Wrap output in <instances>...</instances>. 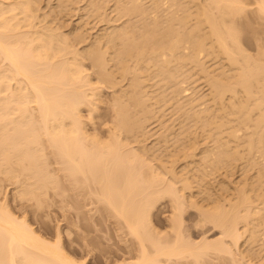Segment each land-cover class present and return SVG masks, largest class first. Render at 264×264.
Masks as SVG:
<instances>
[{
  "label": "bare ground",
  "instance_id": "bare-ground-1",
  "mask_svg": "<svg viewBox=\"0 0 264 264\" xmlns=\"http://www.w3.org/2000/svg\"><path fill=\"white\" fill-rule=\"evenodd\" d=\"M24 1L25 0H22V2H21V0H20V2H19V0H17V1H15V0L14 1L13 0H0V172L1 173L6 172L5 175H9L10 173H7V172H9V171L11 172L13 170V173H14L15 171L18 170V168L16 166H19L20 170L18 172L20 173V171H21V173L24 172V174H25L23 176L22 175L23 173L22 174L20 173V175L23 177V179L26 176L24 181L21 180L22 177L19 178L20 181H22L21 183L25 182V185L24 184H22V185H24L25 188H26L25 189L24 186L23 187L21 186V189L22 188L23 189L19 190V192L20 191L21 192L20 193L18 192V194H16L19 197V198L16 197L17 199H19V201H18L19 207L15 208V207H11L10 206L11 207L10 208V207L7 206V204H5V203L1 204L0 203V264H89L91 262V259L96 256V255L93 254V251H92L94 249L88 247L89 241L87 240V241L83 242V239L85 237L84 238L82 237L83 238L82 239L83 243L80 242V245H81L80 247L79 246L77 247L75 244L73 245L74 247H72V246L70 247V245L67 246V244L65 243V240L62 239V235H61V231L60 230H58L56 232V238L52 239V235L53 234L50 233L47 230L48 228L47 229L46 228L41 229V228L38 227V229H36L35 227H32L31 224H29V222L27 220L28 218H26L27 214H23L22 217H20L21 215L19 214L20 215L19 216L16 213V212H19V211L21 212L22 209H24V211L27 210L28 207L25 209L26 206L21 201V200H23L25 195L27 196L28 193H30V194L33 193V195H31V196L35 195V196H37L38 199H40V197H38V196L42 195V193L44 194V192L47 189L45 186H48V183L44 182L46 180V178H44V177H47L45 175L47 171L44 172L45 171L44 169H45L46 166L43 167V163H41L42 162L41 161V159H42V157H41L42 153L41 152H43L42 150H44V149H42V147L45 146V149H46L47 148L46 147L47 143L53 149L52 150L51 147H50V149H51L50 151H53L55 153V154L54 153L53 154L57 155L55 158H58V160L62 164H60L59 161H58V163L61 166L63 165L62 167L64 168V171L67 172V174L72 178V181L74 183L78 182L81 179H83L84 183L88 182L87 180L88 179L90 180V177L95 182L98 183L99 186L96 185V189L98 190L97 187H99V190L97 191L94 188L96 190V191H94L95 195L96 196H97V194L99 195L98 196V200L102 199L101 200L102 202L104 200V204L105 205H106V202H107L108 205H106V206H109V209L112 208L114 210V211L110 210V212H112L113 214L116 213L119 216V218L121 216L120 219L121 220L124 219L126 224L124 222L123 223L126 225V227H128V230L133 234V236L135 235V240L137 238L136 242H138V244H139V246H138L139 249L137 250V248H136V251H139L138 252L139 255L138 254L136 255V253H135V256L137 258H135L133 260L130 259L129 261H127L128 258L125 257L126 260L124 258V262L121 261V262H119V264H182L183 263L182 260H184V258H185L184 261H185V264H186V263H189V261H186V259H188L189 256H193L194 257V258H189L190 262L193 259H197L198 260L197 263L194 262V264L195 263L198 264L200 256L202 257V255L203 256H204V254L206 255V253H208L209 250H210L209 251L210 253H212V251H213V254L215 255L214 258H217V257L219 258V256L222 253H224V252L225 253H224L223 257L225 258L227 256L225 254L228 253V255L229 254L233 255L234 251L237 252L236 249H240L241 250L240 246L242 244L239 245V246L237 244L240 241L242 243V240H240V238H242V236H244L246 229L248 231L250 229V231H251V230L255 229V226H257V229H259L260 228L259 226L264 224V196H263L264 195V192H263L264 191V184L262 183V182H264V166L262 167L263 164L260 163V165L262 164L260 166L259 162H256L257 163L256 164L255 161L254 162L252 161L254 164L251 163V166L252 165H255V166L259 165L260 168H261V169L258 168L259 166L256 167V168H258L260 170L257 169L258 172L256 170V172H257L256 174L258 175V178L255 175L257 179H255V178L254 179H255V182H258L256 184H259V186H260V183H261V184H263V187L260 188L262 185L259 187L257 185L255 186V184L253 185V183L251 185L252 189H253L254 186L257 188V190H255L256 188L254 189L255 193L253 191V195L255 194V196H257L258 198L255 197V196L252 197V195H251L252 194L251 193L252 190H250V192H249V189H251V188H249V186H248L249 189H247V188L242 189L241 188V187H243V185H244V187H246L247 185L251 184L252 181H250V179L247 176V178L249 179L250 182H249V184L247 183V185L245 186V182L246 181L244 180V178L248 174H244L245 177L242 179V180H244V183L240 182V183H243V185L242 184H239V185L237 184V186H236V187L241 186L240 187L241 189L238 188L239 189V191H238V189L236 188L237 190L234 191V192H237V191L239 192L238 193L239 195H237V193H234L235 196H236L235 199H236L237 202L235 201L236 203H234V202L231 201L233 204H231L229 206H228V204L225 203L227 205L226 207H230L231 206L229 209L223 207V206H225L224 204H223V206L221 208V205L217 204V202H220V199H219V201L215 202L214 200H216L217 196L215 197L213 194L212 195L215 197V199H213V201L215 203L212 201L213 196H211V192H210L211 189L209 190L210 196L209 195L205 196L203 194L204 197H207V196L209 198L212 197V198H210L212 202L207 200V203L208 202L212 203V205L216 204V205L212 206L215 209L212 208L213 210H211V208L208 207L210 204H206L205 203L206 206L208 205L207 207L210 210L209 213L211 212L212 214L213 213L214 214L213 215H210V214L209 215L208 214L205 215L204 214V215L206 216V218L209 217V219L211 221L213 220L212 222L215 223L214 224L215 226L217 225L218 228L220 227L219 229H220L222 234H221V238H219V241H217V239L213 240L214 242L212 240H210V241L207 240L206 241V238H205L204 242L201 241L202 243L200 242V244L197 242L199 244V246L198 245L196 246V244H197L196 242L193 244L192 242H188L187 240H184L182 238V234L180 233L181 232L180 231V227H181V221H182V219L180 220V217H182V216L181 215L178 216L177 214H175V212H176L175 210H176V208H178L179 205L175 206L174 205L175 203H173L175 201L174 198H177L176 200H179V199H181V196H183V195L182 194H178V192H176L179 188L176 186L178 189L177 188H176L177 190L175 189V184L176 183H174L173 180H172V182H169V183H171L170 185H168L169 183L166 184V181H165V184H164L165 187L161 186V185H163L162 181H164L165 179L164 180L160 179L161 178L160 176H163V175H162V172L160 173L161 170H159L157 168V167H159L157 165L161 162V161H159V159L160 160H162V159L161 158L158 159L156 157L158 159L157 160L154 157L155 160H157V162H158V164L156 165V168H155L154 165L156 163L153 166L150 165L151 163H149L148 166H147V165H145L147 160L145 162V159H143V157H142V155L140 153H138L139 157H138L137 154H134V150L136 151L135 153H137V151H139V149H137V150L133 149L132 150V149L126 147L127 150L133 151V154H129L128 151L126 153L125 151H123L121 149L122 148L121 146H124L123 144H125L124 143L125 137L124 136L123 137H119V136L122 135V134L126 136V134L122 133V132H128L131 129L130 131H132V132H128V134L129 133H130V135H131V133L133 134L134 126L137 124L136 125L137 128L142 127V122L146 121L147 116H148V115L146 116V114H149V112L151 113L154 110L153 108H152L153 110L150 109L151 107L148 106L149 110H151V111L148 112L147 111L148 108H147V106H145L146 102L143 105V101L142 100H144L145 98L147 100V95H149V94L145 93L146 96L143 98V96L145 94H143V95H141V94L143 92H146V91L143 90L140 87L141 83L137 82V84L140 85V86H136V89H135L134 88L135 85H132L135 90L134 89L133 90L130 89V88H132V86H131L129 88V90H127V94H126L127 96L125 95L127 97V99H126V97H125L126 100L123 99V101L125 100L127 102L128 98H129V95L131 94L130 96H132V94L134 92L136 95L135 96L133 95L132 98L129 99L130 101L133 99L134 102L133 101H131V102L128 101L129 103H127V104H130V103L133 102L134 104H136V106H135L136 108H138L139 105H141V106L143 105L142 107H143L144 111L141 108V112H148V113H145V114L141 113L139 111L140 108L138 109L139 112L137 111L138 113H134L137 110L134 107V104H132V107L130 106L131 104L129 105L130 108H131L130 109L128 107V105L125 102H122L121 100H120V102L116 100L117 102L115 101L116 103L115 104L113 103L114 106H115V110H116V111H114L115 112L114 113L115 119H113V120H115V122H114V126L112 125L113 127H111V130L109 129L110 130L109 132L110 133L112 132V134L109 133L112 137L111 138L109 137L107 139L108 140L107 142H104L103 139H101L103 141H101L100 139L98 140V136H96V135H94L95 136L94 137L90 133L87 134V132L84 130V127L82 125L83 120H82V117H81V107L84 104H87V103L92 101V99H91L92 92L91 93L88 92L89 90L92 91V89H93V88H91V86H89L90 80H88L87 77L83 75L82 69L78 66V64H76L75 61H74L75 62L74 63V62H72L70 60L71 57H69V55L64 56L65 54L62 52L63 50L61 49L62 45L64 44V41L62 40L63 43L61 41V37L62 36L59 35L60 36V41L62 43L61 48H60V44H61L60 41H59V47H57L58 46V45H56L57 41L55 40V36L58 35V34L53 32V35L56 34L55 36H53L51 34L52 30H51V32H49V30H48L49 33L46 32L47 30L44 32L43 30L46 28V26L44 28V25L42 27V31L41 32L37 28H35V29L33 28L35 26L38 27L40 25L37 26V24H35V26H34L33 25L34 23L32 24V22L34 20V19H32V17H36L34 14L32 15L31 14L32 12L30 11V10H32L31 7L33 8L32 3H30L29 0L28 1L26 0L28 2L27 3L25 1L27 3L26 4V3H24ZM93 1L94 0H92L91 3ZM154 1H155V3H153V5L155 7H159L160 4L158 6H156V4L159 1H161V3H163V0H159L158 2L156 0H154ZM178 1L179 2H183L184 1V3H185V0H183V1L182 0L181 1L178 0ZM188 1L189 2L188 3L186 2V5L187 4L191 5L190 4V3H192L191 1L194 2V0H191V1L188 0ZM199 1H200V3H199ZM205 1H207L206 3H208V0H205ZM209 1L213 2V4H214V2H216V4H214V5H218V6H216L217 9H215L216 7L214 5L212 6V7H215L214 8L215 12L217 10V13H219L218 15L215 12H213L214 10H212L211 12H212V14L213 13H215V14L211 15V13H209V11H208V8H207L206 4H205L206 7H203V5H204L203 1H202L203 5H201L202 4L201 0H198L196 2V4L199 3L201 6H197L196 4L194 5V8H196V6L199 7L198 9L202 8V10L197 12L198 17L195 16V14H196L195 12H189L190 14L188 13V10L190 11L189 8H186L188 5L185 7V4H180L179 3V5H182V6L185 7L184 8V7L180 6V7H182V9L184 8L183 11L185 10V12H186V10H187V13L179 15V16H183L182 19L184 20V22H183V20L179 19L180 21H182L181 24L183 25V28L186 27L187 25H189V26L191 24L194 25L195 24V20L197 21L194 26L192 25V26H190V28H186V29H188L187 31H186V29H184L186 31L187 35H186V33H185V31L183 29H181L182 31L181 30H178V31L176 30V29H180L181 28L180 26H178V23H180V22H177V24H176L179 28L175 29L176 25H174V24L178 20V19H175V18H177V17L179 18L178 15H176V17H174L173 20H172V18H173L172 16H175L174 13L166 15V17L168 15L171 17V18L168 17L169 20L167 19L168 22L169 21L171 22V23L169 22L171 25L170 24L166 25V22H163L164 19L161 21L162 17L160 18L157 15L155 16L157 18V22L156 23H158L160 21L159 25L161 23V26H163L164 28H165V26H166V28L169 27L168 28L169 30L166 29V28H165L166 30H163L164 28L162 27L163 29H161V30H162V32L165 31L164 34L161 32V30H158L157 32H161L159 35H161L163 37H164V35H166L169 38V37H171V35L169 33H171V32L173 33L172 34V36L174 35L172 37L173 39L172 38L168 39L169 41L171 39L173 40L172 44H171V42L168 43L171 46H169V45L166 46V41H168L167 39H165L166 36L164 37V40H163V37L161 38V36H160V38L162 39V40H160L157 37V35H156L157 32H154L155 35L153 34V30L156 31L155 28H157L159 26V25L157 26L156 23L154 22V21H156V19L154 21H152V22L155 23V25L157 27L154 24H153V26L150 23L147 24V19L148 18L146 19V17H144L143 13H142L143 16L141 14H139V15H141V21L139 20V22H142V18H143V20L145 19L144 20L145 24L149 28L151 26L154 27V28H152V27H151V29H149L148 27L146 28V26L143 24L144 25L143 27H145L144 30L147 29L144 32V34L145 33H147V34L146 35L143 34L142 36H140V34L142 32L141 29H143L142 24H140L141 25L140 28H138L139 25L136 26L138 28V29L136 28L137 30H135L136 33H135V31H132L135 34H133V33L128 31V29H127L129 27V25H128V27L126 26L127 28H125V30L127 29L126 30L127 31L126 32V36L128 34V36L130 38H127V40L128 41L134 40L137 43L136 40H138L140 37L142 39V37L144 36L143 38H145L144 40H146V42L151 41V42H149L150 44L147 43V45L148 44L151 45L155 41L150 40L149 36L147 37V35L150 34V36H151L153 34L151 39L156 40L158 38L161 41V42L159 41L160 44H162L164 42L163 44L166 46V48L167 49L169 48V50L171 51L170 53L174 54V58H173V60H171L173 55L170 54L169 59H167V60H170V61H167L166 59H164L166 57L168 58V56H166L167 53H168V50L165 47H162L163 44L159 46V44H157L158 43V39H157L156 40L157 43H155L157 49L155 48L154 51L156 53H157V51H160L158 53L164 52L163 56H165V57L159 59L162 55L158 57L159 54L158 55L156 54L157 55L156 58H158L159 62H161V61L163 62L164 60L167 61V62H165V61L163 62L165 64V66L163 65V63L161 64V63L158 62L159 65H163L165 68L164 67L162 68V67L158 66V63H157V66L159 68L155 66L156 68H154V70L155 71L157 70L156 72L158 74L161 69H163V70L165 69V71H166V69H167V71H168V69H170V71H168L170 73H168L167 71H166V73L161 71L162 72L161 74H164V75L165 74H167V75L169 74L170 78L167 76V79L169 78L170 80L174 76L176 77L177 73H175L176 75L173 74V73L175 71L177 72L181 68L180 65L181 66L183 65V67L185 66L184 64H186V63H183V61L187 62L189 60H192V61L193 60L194 61L201 60V59H199L200 57L197 59V56H199L200 54L205 53V51H207L206 45L209 46V47L211 46L210 48H212L215 45L214 47L218 48V49L215 48V49H217V51L215 53H217L218 51H221L222 53L219 52V55L220 54H225L224 56L225 57L227 56L229 60L227 58H225L223 55H222V57H224L226 59V61H231L230 67L231 66L233 67L235 65H236L235 67H237L238 66L237 64H239V67H237L239 69L235 68L237 70V74H238L237 77L234 75L236 77V79H235L234 76H232V73L230 75V76L233 77V78H231V77L230 78L233 79V80L235 79V81H233V80L229 81L230 78H228V76H227V78L224 81V85H223L222 81H221L222 83L219 81V80H221V78H220L221 75L216 73L215 76H214V73H212L213 75H211V73H210L211 77L213 78L212 79L213 82H212L210 80L211 77L208 75L209 72L205 73L203 71L206 74V76H205V74L203 72H202V74L204 75V77H207V75H208V78H209L208 84H209V82H212L210 84H212L215 87V89H214L212 87V85H211V89H214L215 92H218V95L220 93L218 103H220L221 105L218 104L217 102L216 103H217V106H219V107L222 106V107H220V109L222 110V113H223V114L220 113V115L222 116L221 118L224 117L225 118V120L223 119L224 121H227V120L229 121L231 118L227 119V117H228L227 115L231 114V115H233V119H234V120H231L232 121L231 123H234V122L236 123L237 122V124H238V125L234 124V125L238 126V127L235 126L236 130H233V128H232L233 125L232 126L230 125L231 128H232L230 130V126L228 125L230 132L228 130H226V128H223L229 134H227L226 131L222 129L225 132V134L227 135V138L230 139V136H231V138L233 140L235 139L236 141L235 140L234 141H235V145L237 147H238V143H237L238 141H239V146H241V144L244 143L245 144V149L247 150V152H251L250 150H252L253 147H255V143H254L255 139H252V136H250L251 138L248 136L250 138V142H246V140H245L246 143L243 142V141H241L242 142L241 143L240 142L241 138L239 137L238 133H236V132L240 131V128H241L239 126V125H241L240 122H243L242 125H245L246 120L249 118L250 122H256L255 124L253 123V125H255L253 127L256 128L255 129L256 131L259 130V129H257L258 128L257 126H259V127L261 126L262 127V129H263V130H261L262 133L258 132V133H260V135L259 134H257V135L255 134V135H256V137L258 135H259L258 137H260V138L257 137L259 139V140L258 139L256 140L257 145H259V144L261 145L262 142H263L262 140H263V137H264V132H263L264 131V127L262 125H264V108H263L264 107V65L262 66L260 64V62L258 63V61L256 60V62L255 61H254V63L252 62L251 66H250V64L247 66L246 64H248V63L246 62L245 59L247 57H248L247 61H249L250 59L251 60H253V59H252V57L250 58L249 55L246 52L245 53L248 56L245 55L244 52L241 53V51H243V49L240 47V44L239 45L237 44V42H238L237 39L240 40V38H238L237 36L239 35V37H240V34H238L237 31L235 32V29H237V27L235 28L236 25H233L234 27L232 26L231 28H226V27H228V25L230 23L229 20L232 19L231 17H233V18L234 17L236 18L237 16L239 17L240 14L243 12V10H244L243 13L246 12L247 8H246V6H244L243 2L240 1V0H209ZM130 2H131V0H130ZM133 2H135V1L132 0L131 3L133 4ZM174 2H175V0H173V3ZM29 3L31 4V7H30ZM176 3L178 4V2H175V4ZM132 4H130V5H132ZM137 4H139V3L137 2ZM257 4L258 5L256 6V9H257L256 11L260 14V16L264 17V0H258ZM127 5L130 7L129 3ZM134 5H136V2L134 3ZM135 7H136L135 9H137V7H138L139 11L140 10L142 11V9H143V8L141 9L140 5H137ZM188 7H190V6H188ZM128 9L129 8L127 7V11H128ZM198 9H197V11H198ZM130 10H131V8H130ZM191 11H192V9H191ZM34 12H35V10H34ZM188 14L190 16L189 18H188ZM227 15H228V17H227ZM229 15H231L230 18H229ZM192 16H195L194 17L195 20L192 19L193 18ZM224 16H226V18H229V20L226 21L225 20L226 18H223ZM149 17L151 18V16H149ZM150 18L148 19V22H151ZM153 18L154 17H152V19ZM222 18H223L224 21L222 20ZM31 19H32V22H31ZM139 19H140V17H139ZM158 19H160V20H158ZM189 19H190V21H192L191 24L189 22ZM233 20H231L232 21L230 23L231 25L233 23ZM172 21H174L173 24H172ZM185 21H187V22H185ZM202 22L205 23V24H203V26L206 25L207 28L205 26H204V28L207 29V30H205L203 28ZM185 23L187 24L186 26L184 25ZM162 24H164V25H162ZM134 25H135V23H134ZM223 25L224 26L226 25V26L224 27ZM27 26L29 28L30 27L33 28L34 36L30 37L31 36V34H30L31 30H30V33H28L29 32L28 30H24V29H29ZM130 26H131V28L129 27V30H134L135 29V26H133V25H130ZM170 26H171V28H170ZM221 27L223 29L225 28L226 31L224 32ZM22 28H24V29L22 30ZM32 28H30V29H32ZM159 28H157V29H159ZM48 29H50V27ZM139 30L141 31L139 33L140 37L136 35ZM149 30H151L152 32L150 31V33H148ZM167 30L169 31V33H168ZM123 31H124V29H123ZM115 32L116 31H114V33ZM117 33H118V31H117ZM129 33L132 36L136 35L137 37L136 36H133V37L138 38V39L135 40V38H131L132 36H130ZM28 34H30V36ZM183 35H185L186 37L188 36V37L186 38ZM59 36H57V39H59ZM114 36H115V34H114ZM126 36H124V37H126ZM115 38H117V36H115ZM146 38H148V39H146ZM208 38L211 39V41H213L212 43H214V44H212L210 41H209V45L206 44V40ZM62 39H63V37H62ZM64 40L66 41L67 39H64ZM125 40H126V38H124V41L122 42L123 45H124V42H127ZM144 40H142L143 41L142 44L144 43L143 45H146ZM208 40H207V43H208ZM114 41H115V39L113 38L112 42L114 43ZM134 41H133L134 45L132 43L130 45H131V48L134 51H136V47L140 46V44L139 43L135 44ZM66 42H69V41L67 40ZM185 42L188 43V45H189L188 47L190 48L189 50H191V51L187 50L188 47L187 48L184 47L183 43H185ZM239 43H240V41H239ZM70 45L71 44H69V46L64 45L63 48H64V52L66 54L71 52V55H72V52H74L75 49L72 48L73 51H71L70 47H72V46H70ZM115 45H116V43H115ZM126 45L128 46V43ZM130 45L128 47H130ZM135 45H137V46L135 47ZM147 45H146V47L143 46V48L145 47L147 49V47H148ZM152 45H151V48H152ZM65 46L67 47V50H69V48H70V50L69 51H65V48H66ZM133 46H134V48H133ZM238 46H239V48H238ZM112 47H114V45H112ZM125 47L126 46H124V48ZM182 47H184V49H186L185 51H188V52H185ZM137 48H139V47H137ZM141 48L142 47L140 46V49ZM126 49H129V48H125V50L123 49L125 54H123L124 52L121 53V54L124 55L122 57L124 59H125V56L128 57V59H129V56L131 54H133L132 58H135V59H136L135 55L137 56V54H139L138 56H140V54L143 56V54H142L143 49H141V50L137 49L138 52H134L135 55H134V53H130L131 50L129 51V50H126ZM163 49H166L167 51H165V50L163 51ZM149 50H150V48H149ZM179 50L180 51L183 50L187 55H184L185 53L183 51L180 52V53H183V55L178 54ZM150 51L152 52V50H150ZM212 51H214V49H212L210 52H212ZM144 52H145V50H144ZM147 52L144 53V55L146 54V56L149 55V57L151 56L152 58H155L152 55L153 53L150 55ZM237 52H238V54H240V53H241V55L243 54V56L246 57V58L242 59V56L238 55ZM212 53L214 54V52H212ZM234 53L237 54V58L235 57ZM142 56H140V58ZM238 56H239V58H238ZM216 57H218V55ZM220 57H221V55H220ZM113 58L114 57H112V59ZM140 58H139V61L136 60L138 62V64L136 63L137 65L135 64L136 65V66L134 65L135 67L140 66V65L142 66V64L145 62V61L144 62L142 61L143 63H141L140 60H142L144 57L141 58V59ZM192 58H194V59H192ZM201 58H202V56H201ZM240 58L243 60V62L245 61L244 64H243V62H242V60ZM124 59H122V60H124ZM236 59L237 60L240 59L241 62H242L241 64L244 65V67L245 66L246 67L245 68L242 67V65L239 63L240 61L239 60L237 61ZM202 60H203V58H202ZM97 61H100L99 62L100 63L99 64L100 68H102L104 70L103 72L106 73L105 77L104 76L103 77L104 78H108V79L112 78L113 76L111 77L112 74H110L112 72H110V71H109L110 73L106 72V68L105 67H107L106 66L107 64L106 65L103 64L102 56H98ZM127 61L128 60H126V61L124 60L123 61V62H126V67L127 68L125 67V64L123 62H122V64L120 63L122 65L120 68L121 69L124 68L122 71L126 70L125 74H127L129 72L128 69L130 68V67L128 68V66H127ZM173 61L178 62V63H180L182 61V63L179 66H178V63H177V65L173 64L172 67H173V69L176 68V70L173 71V69H172V71H173V73H172L171 72V65H172V63H174ZM250 61H249V63H251ZM118 62H119V60H118ZM139 62H140V64H139ZM201 62L204 64L203 61H201ZM201 62H198L199 66L201 65ZM78 63H79V61H78ZM193 63H195V62H193ZM255 63H258L259 65L255 64ZM190 64H191V62H190ZM228 64H230V62H228ZM253 64H254V67H256V68L253 67ZM193 65H195V64H193ZM174 66H176V67H174ZM257 66H259V67H257ZM134 68L131 67L130 69L134 70ZM140 68L141 67H139L138 69L136 68L137 70H134L133 74L137 75V72L141 73ZM199 68H200V70L197 68V71H201V69L202 70H204V69L206 70L207 67L205 66V68H204V67L201 66ZM233 68H231V69L234 72L233 74H235L236 71H234L235 69H233ZM111 69H113V68H110V69L108 68V70H111ZM121 69H120V71H121ZM262 69H263V71H262ZM131 70H130V72H132ZM183 70L178 71V75H177L176 79L180 77L181 73L187 71L186 69H185V71H183ZM121 72H120V75L121 74L125 75V74H123L124 72L123 73H121ZM206 72H207V70H206ZM161 74H159V76H162ZM102 75H104V74H102ZM183 75H184V73L181 74V76H183ZM187 75L184 76L186 78V80H181L182 77L180 78V81H181L180 83L183 84V83H185V81L187 82V77H186ZM216 75H219L220 77H218ZM134 77H135V75H133V79H137L136 78L137 76L135 78ZM163 77H165V80H164L165 83H166V81H169V83L172 82L171 83L172 84L171 90H172L173 86H174V81H172V80L170 81L169 79L167 80L166 79V75L163 76ZM163 77H161V80L163 79ZM175 77H174L173 80H176ZM184 77L182 79H184ZM100 78H102V76ZM206 79L207 78H205V80ZM11 80L12 81L14 80L15 83H16V81H18L17 83L20 82L19 83L20 85L18 84V87L15 85L16 88H14V87L12 88L11 87ZM177 80L179 81V79H177ZM101 81L103 82L105 80L102 79ZM228 82L229 83L231 82V85ZM21 83H23L24 85L21 86ZM135 83L133 82L131 84H135ZM175 83H177V81ZM232 83H233V85L235 83V87L232 85ZM177 85L181 86L179 83L176 84V86ZM13 86H14V84H13ZM176 86H174V90L177 91V92L175 93L173 91V93L172 92L169 93V94H174L173 96H171L172 98L177 93L179 94L178 91L181 90L180 88L182 87L181 86L180 88H178V90H176ZM255 86L258 87V92L257 93H259V96H257V100L254 99L256 97V95L255 96L253 95L254 98L253 97L251 98V96H249L252 93L251 91H252V89H254ZM137 87H139V88H137ZM237 87L238 88L243 87V94H245L244 97L247 96L250 99H253V101H252V102H254V104L252 103L253 106L251 104V107L253 108V110L256 111V108H258V107L261 108L263 106L262 107L263 110L261 109L262 111L261 110L259 111L261 113H260V115H257L258 117L255 119V121L253 120L255 118L254 116L256 115L255 111L253 112L255 115L251 116L250 114L252 113L253 110L252 109H248L249 107H247V106L249 104L248 105L246 104V102H248V103L251 102V101H249L250 100L249 98L248 99H247V97H246V99L245 98H241L244 103L243 102L241 103L239 101L240 98L238 99V101H236L237 100L236 96L238 95V94L236 95V93L234 94V96H232V97H235L234 100L236 99L235 100L236 102H234V100H231L233 98L230 96V94H229L230 97L228 96V98H227V99L231 100V101L228 100L229 103L224 98V97H226V96H224L226 94V93L224 94L225 90H226L225 92H227V93L229 92L228 90H230L229 93H231V91L235 92L236 91L235 88H237ZM251 87H252V89H250ZM137 89H139V90L141 89L142 90V91H139L140 94L136 93V92H138ZM186 89L188 90V88H185L184 90H186ZM214 90L213 91L211 90V92H214ZM241 90H242V88L239 89L237 92H242ZM245 90L247 92H251V93H247ZM128 91H130V93ZM220 91H223V94H221ZM256 91H257V89H256ZM254 92H253V94H254ZM233 93H232V95H233ZM124 94H125V92H124ZM124 94L122 93V94H119V95H121V97L123 95V97H124ZM137 94H138V96H137ZM158 94L160 95V97L162 96L163 98L161 97L162 98L161 99V98H159L158 95L155 94L156 96H158V98L155 97V99H154V97H153L154 101H157L156 99H158V100L161 99V101L163 99L165 100V98H164L165 95L163 96L162 93H160V92ZM119 95H117V97H115V98L116 99H120L121 97H119ZM213 95L214 94H212L211 99L214 98ZM94 96H96V95H94ZM140 96H142V98H140ZM199 96L197 97V99L199 98ZM215 97H218V96H215ZM148 98H149V96H148ZM202 98H203V96H202ZM202 98L200 97V99H202ZM174 99H176V98L174 97ZM194 99L196 100L195 97H194ZM200 99H198V100L201 101ZM204 99L208 100V97L205 96ZM204 99H202V102H204ZM146 100H144V101H146ZM179 100H180V98H179ZM179 100L176 99L177 102ZM245 100H246V102H245ZM32 102L35 103L34 106H32L30 104ZM157 102L160 104L159 101H157ZM181 102H183V101H181ZM181 102H180V104H181ZM184 102H186V101H184ZM184 102L182 103V105H187V103L184 104ZM237 102H239V104ZM117 103L119 104L118 107H117ZM193 104H191V105H193ZM227 104H229L228 105L229 109L227 107ZM144 106L147 108L146 111H145ZM214 106H215L214 104L210 105V109L212 107L214 108ZM255 106H256V108H255ZM116 107H117V109H116ZM181 107L182 106H180L179 108L181 109ZM219 107H216V108L219 109ZM132 108H133V110H132ZM182 108H184V107H182ZM191 108H192L193 112H196L195 115H192L193 113L191 111ZM194 108L195 107H190L189 106L186 111L188 112V109H189L191 114H190V112L187 113V114L191 115V116H196V120H197V116L200 117L199 115H202L203 116L202 117L203 120H200L201 117L198 118V120H200L202 122L204 121L203 124H201V125H203V127L205 126L207 128L205 120H204V117L205 116L207 117V115H209V114H211V118L207 119L208 117L207 118L205 117L206 122L208 123L207 124L208 128H209V125L211 126L213 124V122L211 123V119H212V121H217V122L221 121L220 117H217V115L215 116V114L218 113L217 111H215L216 108H215V110L213 112V113L216 112L215 114H213L215 118L217 117L216 120H215V118H213V115H212V111L213 110L212 109L210 111L211 113H209L210 109L208 110L207 107H204L203 109L201 108L202 112H201V109H199L200 111H198L196 108H195V111H194ZM259 108H258V110H259ZM31 109L32 110L35 109L36 110V114H34ZM92 110H93V107H92ZM258 110H257L256 113L259 114ZM249 111H251L250 114H248ZM139 113H141V114H139ZM202 113H204L205 115H203ZM136 114H137V116L141 115V117L142 118L144 117V119L140 120L139 119L140 116L137 118ZM143 114H144V116H143ZM153 114H155V112ZM191 116H189L190 119H192ZM249 116L252 117L251 118L252 120L250 119ZM229 117H231V116H229ZM218 118H220V119H218ZM236 119H238V121ZM192 120H195V119H192ZM218 120H220V121H218ZM195 121H194L195 125L193 124V126H191V125L189 126V127H191L190 130H192V127H193L192 131H194V127L197 124L199 126V123H196ZM209 121H210V123H209ZM221 123H219V124H221ZM231 123H226L225 122L226 125L227 124H231ZM219 124H215L214 123L212 125V127L213 126L217 127V125L220 126ZM139 125H141V126H139ZM221 125H224V124L222 123ZM226 125H225V127H228ZM199 127H201V126H199ZM196 128H195V130H196ZM206 128L203 129L204 131L202 133H207V134H204L205 135L204 137L205 138L207 137L206 139H208L211 136V135H209V133L210 134L212 133V131L210 129L213 130V129H216V128H214V127L211 128L210 127L209 130L211 132H209V131L205 132ZM208 128H207V130H208ZM217 128L219 129L221 127H217ZM237 128H239V130ZM187 130H185V131H187ZM254 131H252V132H254ZM187 132L189 134H192V135H193V133L195 134V132L191 133V131L189 132V130ZM214 132L217 133L216 131H214ZM252 134L253 133H250V135H252ZM89 135H91V136H89ZM206 135H208V136H206ZM237 135H238V137L240 139L237 137ZM247 135L245 136V139H246ZM113 136H114V138H117V139H114ZM89 137H90V140H89ZM216 137H218V138L222 137L223 138V136H221V137L216 136ZM41 138H42V140H43V138H45V140L47 142L46 143L43 140L45 142V145L43 144V146H42V144L40 145L41 142L44 143L43 141H41ZM94 138L96 140H94ZM123 138H124V140H122ZM196 138H194V139L196 140ZM198 138H200V137H198ZM218 138H216L217 142L219 140ZM109 139H111V141H113L112 139H114V142L112 143ZM192 139H189V140H191L189 143L190 144H196L195 145L196 147L195 146L193 147V145H190L188 142L185 144L186 146L184 145V147H187V150H188L189 147L187 146V144H189L190 147H191L190 151H192L191 149H193L192 152H194L195 151L194 149L197 150V146H198L197 144H198V142L201 139L197 140L198 141V142L196 141L197 143L196 142L195 143H191L194 140V139L193 140ZM229 139L223 140V142L225 141L224 145L221 143L222 139L219 140V141H221L220 142L221 144L219 143L220 144L219 145L217 143V148L221 147L220 150L219 149L214 150L216 147H209V148H212V150H214L213 151L214 153L218 152L215 155L216 157L218 156V158L213 156V152H210L211 149H206L205 151H207V152L209 151L211 153V154L210 153L209 154L212 155V158L209 157L210 156L209 154H208L209 156L206 153H204V155L206 154L207 156L203 155L205 158L208 157V158H206V159H209V160H207V161H209L208 163H207V161H206V159L204 157L203 158L205 160L202 157H200V159H202V160H200V162L202 163L203 166L209 164V165H207L205 167L206 169H207V167L209 168V166H212V164L215 165V166H212L213 167L212 169H210L211 168L210 167L209 168L210 170L208 169V171H211V170L213 171L214 167H216L219 162H221V164L220 163L219 164H220V166L222 165V167H223V165L229 164L231 161L234 162L235 160L233 161L232 160L233 158L236 159V162H234L235 164H237V160H240V159H241L240 161L242 162V158H244V157H242V155H240V152L238 154L237 151H240V150H237V148H235V149H232V147L230 148V146H234V145H231L230 143H227L229 141ZM243 139H244V137L241 140H243ZM97 140H98V142L95 143ZM116 140H119V141L121 140V143H122V141H123V143L121 144V143H119V141H116ZM247 140H249V139H247ZM87 141H90L92 143L94 141L95 144L93 143L94 144L93 145L92 143L88 142V143H90L92 145V146H90L87 143ZM263 144H262L263 149L261 148L262 147L261 146L260 148L262 150L260 149L261 150L260 151L257 148V151L259 150V152H262L264 154V145ZM38 145H40L41 147H39ZM125 145H127V144H125ZM246 145H248V146H246ZM257 145H256V147H257ZM140 147L142 149H144L141 145H140ZM177 147L179 148V151H181L180 149H182L183 146L182 147L181 146L180 147L176 146V148ZM184 147H183L184 150H182V151H184L185 153L182 152V156L184 154L188 153L186 148H184ZM206 147H208V146H206ZM246 147L248 149H250V150H248ZM146 149H144L142 151H146ZM231 149L234 150V151H232ZM254 149H256V148H254ZM254 149H253V151H254ZM200 150H199V152H200ZM39 151H41V152H39ZM202 151H204V150L202 149ZM199 152H197V153L199 154ZM175 153L177 154V156L175 155ZM175 153H173L174 155L171 154V157L176 156V158H177L178 157V153H179V155H181L180 154L181 152H178V151L176 152L175 151ZM262 153H260V154H262ZM190 154H192V153H189V154H187V156H185V155L184 156L187 158V157H189ZM198 154H196V155H198ZM136 156L138 157V159L140 157H142V160L144 161V165L145 166L142 164L143 161H138L137 158H136V160H137L136 162L138 163V166L139 167H142V165L144 166V168L143 167L142 168L138 167L139 169H142V170H139L137 168V166L135 168V166L133 164L134 161H135V157ZM182 156H180V157H182ZM201 156H202V153H201ZM180 157H178V158H180ZM190 157L192 158L193 156H190ZM213 157L218 159V162H215L217 160H215ZM237 157H239L240 159H237ZM263 157H264V155H263ZM173 158H175V157H173ZM184 158L182 157V159H184ZM169 159H172V158H169ZM193 159L196 161V158L193 157ZM174 160L176 161L177 159H174ZM174 160L172 159V162ZM187 160L189 161V159H187ZM197 160H198L199 166H201L200 165L201 163L199 162V158ZM169 161H171V160H169ZM175 161L173 162V164L175 163ZM140 162H142V163H140ZM222 162H224V163L222 164ZM247 162H248V160H247ZM247 162H245V163H247ZM249 162H250V160H249ZM45 163H44V165H45ZM137 163H135V165ZM190 163L189 164L186 163L187 166H185L187 169L189 168L190 171H191V169L194 170V168H196L197 165H198V164H194V166L196 165L195 167H190L189 166ZM196 163H197V161H196ZM203 163H205V164H203ZM215 163H217V164H215ZM245 163H243V164L245 165ZM247 164H249L248 166H250V163H247ZM20 165L22 167H20ZM233 165L234 164H230L228 166L232 167ZM244 165H242V166H244ZM203 166H202L203 170H200L201 167H200V169L198 167V170H199L198 173H200V175L202 174V171L205 170ZM228 166L227 167L225 166V168L226 169L227 168L228 169L231 168V167H228ZM234 166H236V165H234ZM62 167H60V168H62ZM185 167H184V169H185ZM233 167L231 168V170L234 169ZM14 168H16L17 170L14 169ZM63 168L61 169L62 171H63ZM120 168L121 169L125 168V172L123 170H122V172H120V173H122L123 178L122 177L120 178L121 183L119 184L118 183L119 180H118L117 172H118V170ZM245 168H243V169H245ZM144 169H145V171L147 170L148 172L151 169V171H150L151 174H148V175H154V176H150L149 177L147 175V172L145 174L148 177L142 176V175H144V172H143ZM247 169L248 168L245 169V173H246ZM152 170H153V173H152ZM170 170L173 171L174 169H170ZM175 170H176V168H175ZM175 170H174L173 174L174 173L177 174L178 169L176 170L177 172H175ZM198 170H196V171H198ZM218 170H220V169L218 168ZM196 171L194 170L195 173H197ZM206 171L203 172L204 173L203 175L206 174L205 173ZM228 171H230V169ZM18 172L17 173L15 172L17 175L15 173H14L15 175L13 174L15 177L17 176L14 179H18V177L20 176ZM187 172H189V171H186V173ZM216 172H217V169H216ZM216 172L215 173L213 172V173L216 174ZM186 173H183V175L181 174L184 177H180V179L181 178H183V179H181V180L178 179L179 181H182V182H184V180H185L186 183L184 182L185 183L183 185L184 187L185 186H191L192 185L191 183H193V181L190 180V176H189V178L186 177ZM198 173L195 176L198 177ZM194 174H193V172H191V175H193V177H191V178L195 177ZM210 174H209V172H207L206 176L208 177V175H210ZM203 175H202V177H203ZM88 176H90V177L88 178ZM173 176H176V175H173ZM215 176L217 177V175H215ZM10 177H11V174H10ZM216 177H214V178H216ZM48 178H50V177H48ZM48 178H47V180H48ZM205 178L203 177L202 180H206ZM29 179H31V180H29ZM196 179L197 178L195 177V180ZM200 179L198 178L197 180L199 182H201L200 183L201 185L203 183H204V186L206 185V183L209 185V183H208L209 181L208 180H207V182L206 181L203 182L202 180L200 181ZM248 179H247V182H248ZM262 179H263V181H260ZM178 180L176 182H178ZM222 180H224V179H222ZM189 181H191L190 184H189ZM90 182H92V181H90ZM160 182H161V184H159ZM218 182L221 183L223 181H221V182L218 181ZM81 183L83 185L82 180H81ZM225 184H226L225 181H224V184L221 183L223 188L225 186H227L226 188L231 190L230 194L232 195L233 190L235 189V187L233 185H232L233 186L232 187L228 183L232 187V189H231V188L228 187V184L227 185H225ZM81 186H80V189H82ZM160 186L163 187L164 189L161 188ZM204 186H203V189L205 187H208L207 185L205 187ZM44 187L46 189H44ZM166 187L168 189H166ZM185 188H187V187H185ZM223 188H222V190L224 192V190H226V188H224V189ZM43 189L45 191H43ZM164 190H166V191L164 192ZM178 191H180V190H178ZM205 191H208V188H207V190L205 188ZM226 191L224 193H226ZM163 192L164 193L167 192V194L169 196H171L170 193H172V195H175V197L172 198L173 199V201H172L173 205L172 206L173 207L175 206L174 207L175 210L173 209L175 212L173 214H174V216H176L178 218L175 217L176 218L175 219L173 217V215L171 216V218H172L171 227L173 226L174 230H176L175 239L173 238L174 240H172V241H166L167 239H165V238H163L165 240H162L161 237H160L161 236L160 232H159V235H156L157 233H154L155 230L153 231L154 227H153V224H152L153 222L151 221L152 218H151V213L150 212L152 211V208L150 209V207H154V206H152V204H154V202L160 196L161 197L162 196H164V197L167 196V195L165 196L164 194L162 195ZM199 192H200V190H199ZM199 192H196V193L198 194ZM204 193H206V192H204ZM228 193H229V191H228ZM249 193H251V194H249ZM192 194H193V192H192ZM206 194H209V193H206ZM234 194H233V196H234ZM16 195H14V197ZM231 195L230 196L228 195V196L231 197ZM237 196L239 197L238 200H237ZM28 197L30 199V195ZM41 198H42V196H41ZM99 198H101V199H99ZM218 198H217V200H218ZM190 200H192L193 203H194V201L196 199L193 200L191 198ZM202 200L204 201L205 199L203 198ZM254 200L255 201H257V200L259 201V204H258L259 206L256 205V207H254L255 206V201ZM152 201H154V202H152ZM181 201L185 202V200H183V198H182V200L177 201V203H180ZM192 201H190V202H192ZM199 201L201 202V205H203L202 207H204L205 205L202 204L203 202L201 200H199ZM199 201L196 200L195 202L197 203ZM258 201H257V203H258ZM190 202H189V204H190ZM200 202H199V204H200ZM205 202H206V200H205ZM231 202L229 201V203H231ZM253 202H254V204H253ZM260 203H261V206H260ZM182 204H184V203H182ZM195 204H193V206L198 207V205H197L198 203L196 204L197 206ZM180 206H179V208H180ZM215 206H217L218 209ZM199 209H200V211H203L204 209H206V207H204L202 209L199 208ZM208 209H206L204 211L206 213H208L207 212ZM216 209L218 211H216ZM200 214L202 215L201 212H200ZM203 216H202V218H203ZM251 217L253 219H251V222H250V218ZM209 219H208V221H210ZM240 222H243V226H241L242 224L239 225ZM149 225H151L153 228L150 227ZM148 227H150L151 230ZM77 228L80 229V227H77ZM77 228H74L75 230L73 228H69L68 232L69 231L71 232L73 230L75 234L76 233L79 234L81 232V230H79ZM254 232L258 233L259 231H254ZM252 233L253 232L251 231L249 234H251V238H253L252 239L253 241L252 240L251 241L254 242L259 237V236L257 237V235H259V234L253 235L254 233L253 234ZM83 234H84V231L81 232V235L79 234L78 236H82ZM180 234H181V236H179ZM222 235L226 236L225 238L229 239L232 242V246L230 244V241H229L230 246L228 244V241H227V244H226V241L225 242L222 241V238L225 239L224 237H222ZM245 236H244V238H245ZM163 237H165V236H163ZM248 237H250V236H248ZM244 238H242L243 241L247 242L249 240V239L248 240L247 239L244 240ZM254 238H256V239L254 240ZM168 240H170V239H168ZM67 242H68V240H67ZM246 242H244L243 244H245ZM147 243H149L150 245H148ZM191 243L194 246H192ZM187 244H190V245H187ZM234 245H235V248H236V246H237V248L233 251V249L231 247H233ZM149 246H151L152 248L154 247V248L151 249V247H149ZM245 247H246V245H245ZM243 248H244V245H243L242 249ZM259 248H263V247L260 246ZM259 248H258V251L255 249L257 252H259V254L257 253L256 256L257 255L260 256L262 254V252H260L261 250L259 251ZM246 249H248V248H246ZM214 250H215V252H214ZM216 250L218 252H220L219 256L216 253L217 252ZM244 251L245 250L240 251V253L238 252L239 255H241L240 259H242L245 256L243 258V260H244L245 258L248 257L247 256L248 254L250 255L249 258L254 255V252L252 253L250 251L247 254V252H246L247 250L245 251L246 253ZM262 251H264V249ZM215 253L217 254V256H216ZM209 254H208V257L210 256ZM213 254H211V255L213 256ZM80 255H85V256H83L81 258ZM236 255H237V253L234 254L233 256L235 257ZM206 256L204 258L208 259V258H206ZM212 256H210V258ZM233 256H232V258L228 257V256L227 257L230 258L231 261H233L234 260ZM259 256H257V259L259 258ZM253 257H252V259H253ZM129 258H132V257L129 256ZM260 258H261V256H260ZM240 259H239V261H240ZM105 260H106L105 264H111L112 260H114V258L112 259L111 257H106ZM116 260H114V261H116ZM202 260H204V259H201V261ZM263 260L264 259L262 257V260H260L262 263L258 262L259 260H257L256 263L263 264L264 263ZM114 261H113L112 264H115ZM117 261H116V263H117ZM208 261H209V259H208ZM239 261L236 262V264H238V263L241 264L242 263L241 261L240 262ZM255 261H254V263H255ZM202 262L200 264H203ZM204 262H205V260H204ZM205 263H207V261ZM190 264H193V262L190 263Z\"/></svg>",
  "mask_w": 264,
  "mask_h": 264
},
{
  "label": "rangeland",
  "instance_id": "rangeland-1",
  "mask_svg": "<svg viewBox=\"0 0 264 264\" xmlns=\"http://www.w3.org/2000/svg\"><path fill=\"white\" fill-rule=\"evenodd\" d=\"M14 1V0H13ZM15 1H17V0H15ZM26 1V0H25ZM24 1V3H26ZM91 1L92 0H29V2L30 3H32V6H33V8L31 7V4L29 3V5H30V7H31V9L32 10H30L32 13V15L34 14L36 17H32V19H34L33 20V22H32V19H31V22H32V24L35 26V24H37V26L38 25H40V26H38V27H33L34 29L35 28H37L40 32L42 31V27H43V25H44V28H45V26H46V28L43 30L44 32L46 31L47 33H49V32H51V30H52V32H51V34L53 35V32L54 33H56V34H58V35H53V36H55V40L57 41L56 42V45H58L57 47H59V41H60V36H62L63 37V39H62V37H61V41L63 40L64 41V44L62 45V43H63V41H62V43H61V41H60V48H61V45H62V52L65 54L64 56H66V55H69V57H71V61L72 62H76V64H78V66L82 69V73H83V75L84 76H86L87 77V79L88 80H90V82H89V86H91V88H93L92 89V91L91 90H89L88 92H92V96H91V99H92V101L91 102H89V103H87V104H84L82 107H81V117H82V120H83V122H82V125H83V127H84V130L87 132V134L88 133H90L91 135H96V136H98V140L100 139H103L104 140V142H107L108 140V138L110 137H112L110 134H112V132L110 133L109 131L111 130V127H113L114 126V122H115V120H113V119H115V115H114V111H116L115 110V106H114V104L117 102V101H119L120 102V100L122 101V102H125L126 104L127 103H129L128 101H130L129 99H131L132 98V96L134 95H136L133 91V94H132V96H130L129 95V98H128V100H127V102L125 101L126 99H127V90H129V88L132 86V85H135L134 86V88L136 89V86H140V85H138L137 84V82L138 83H141V88L143 89V90H145L146 92H141L142 94L141 95H143V94H145V93H148L149 95H147V100H146V98L144 99V100H146V101H144V100H142L143 101V105H144V103L146 102V105L145 106H147V108H148V112L149 111H151V110H149V107H151L150 109H152L153 111L150 113L149 112V114H146V116H147V119H146V121H144V122H142V127H139V128H137L136 127V125L134 126V131H133V134L131 133V135H130V133L128 134V132H132V131H128V132H122V133H125L126 134V136L125 135H123L122 133V135H120L119 137H125V140H124V138L122 139V140H124V143L125 144H127V145H125V144H123L124 146H121L122 148V150L123 151H125L126 153H127V151H128V153L129 154H133V151H129V150H127L126 149V147L127 148H130V149H139V151H137V153H135L136 151L134 150V154H137L138 155V157H139V154L138 153H140L141 155H142V157H143V159H145V162H146V160H147V162H146V164L145 165H147L148 166V164L149 163H151L150 165H154L155 163V168H156V165L158 164V162H157V160L159 159V158H161L162 160H160L159 159V161H161L160 163L162 164H158L157 166H159V167H157L159 170H161L160 171V173L162 172V175L163 176H160L161 178L160 179H165L164 181H162V183H163V185H161V186H164V184H165V181H166V184L167 183H169V182H172V180H173V182L174 183H176L175 184V189L177 188L178 190H180V191H178L177 189V191L176 192H178V194H182L183 196H181V199H179V200H176L177 198H174L175 199V201L173 202V203H175L174 205L175 206H180V208H179V206H178V208H176V210H175V206L173 207L172 205H173V203H172V201H173V197H175V195H172V193H170V195L171 196H169L168 194H167V192L166 193H164L166 190H164V192L162 193V195L164 194L166 197H164V196H160L159 198H157V200L154 202V201H152V202H154V204H152V206H154V207H150V209L152 208V211L150 212L151 213V218H152V224H153V227H154V229H153V231L155 230V232L154 233H157L156 235H159V232H160V234H161V239L162 240H165V239H167L166 241H172V240H174L175 239V236H176V230H174V228H173V226L171 227V223H172V218H171V216L173 215V217L175 218L176 216H174V212H175V214H177L178 216L179 215H181L182 217H180V220L182 219V221H181V227H180V233L182 234V238L184 239V240H187L188 242H192L193 244L196 242H198L199 244H200V242L201 241H203L204 242V240H205V238H206V241L208 240V241H210V240H216L217 239V241H219V238H221V231H220V227L218 228L217 227V225L215 226L214 224L215 223H213L210 219H209V217L208 218H206V214H210V215H213L211 212L209 213V209H208V207L209 208H211V210H213V209H215V208H213L212 206H214V205H216V204H214L216 201H219V199H220V202H217V204H220L221 205V208H222V206H223V204L225 205V206H223V207H225V208H227V209H229L230 207H226L227 205L226 204H228V206L229 205H231V204H233L232 202H234V203H236L237 201H236V196H235V194L234 193H237V195H239L238 193V191H239V189H245V188H247V189H249V188H251V189H249V192H250V190H252L251 191V193H249V194H251L252 195V197H254L255 196V194L253 195V191H254V193H255V190H257V188L255 187L256 185L257 186H259V184H256V183H258V182H255V179H257L258 178V175L256 174L257 172H258V170H260L261 168H260V166L262 165V167L264 166V157H263V153L262 152H259V150L262 148L263 149V146H262V144L264 143V137H263V142H262V144L260 145H257V143H256V140L258 139V138H260V137H258L259 135H260V133H258V132H261V130H263L262 129V127L260 126H257L258 128L257 129H259V130H255L256 128L255 127H253V126H255V125H253V123L255 124L256 122H250L249 121V118L246 120V122H245V125H242L243 124V122H240L241 123V125H239L240 127V131H238V132H236V133H238V135H239V137L242 139L243 137H244V139L243 140H241L239 137H238V135H237V137L240 139V142L241 141H243V142H245V140H246V142H250V136H252V139H255V141H254V143H255V147H253V149L254 148H256V149H254V151H253V149L252 150H250V149H248L247 147V149L248 150H250L251 152H247V150L245 149V144L244 143H242L241 144V146H239V141L237 142L238 143V147L235 145V141L231 138V136H230V139L229 138H227V135L225 134V132L223 131V130H225V129H223V128H226V130H228L229 131V126L231 125H233L232 126V128H233V130H236V127H238V126H236V125H234V124H237V122L235 123L234 121V123H231L232 121L231 120H234L233 119V115H231V114H229V115H225L226 117H227V119L228 118H231L228 122L227 121H224L225 120V118L223 117V118H221L222 116L220 115V113H222V110L220 109V107H222V106H217V103H218V100H219V95H220V93H219V95H218V92H215V87L212 85V84H210V83H212L213 81H212V77H211V75H213L212 73H214V76H215V74L217 73V74H219V75H221V77L219 76V75H216V76H218V77H220L221 78V80H219L220 82L222 81L223 82V85H224V81H225V79L227 78V76H228V78H233L232 76H236L237 77V70L236 69H239V68H237V67H239V64H237L238 66L237 67H235V66H231L230 67V65H231V61H226V59L225 58H227L228 59V57L226 56H224L225 54H220L221 55V57H220V55H219V52L220 53H222L221 51H218L217 53H215L216 51H217V47H212V48H210L209 46H207L206 45V48H207V51H205V53H202V54H200L201 56H202V58H203V60H202V58H201V56L199 55V56H197V59L199 58V59H201V60H197V61H192V60H189V61H183V63H186V64H184L185 66L183 67V65L181 66L180 64L182 63V61L180 62V63H178V62H175V61H173L174 63H172V65H171V72L173 73V71H175L176 70V68H174L173 69V64L174 65H177V63H178V66L180 65V69L181 70H183L184 68L187 70L186 72H183L184 73V75L183 76H181V74H183V73H179L180 74V77L179 78H177V79H179V81L176 79V77H177V75H178V71H181L180 69L176 72H174L173 74H175V73H177V75H176V77H175V79L176 80H173L174 79V77L171 79L172 81H174V86H176V84H180L181 86H176V90H178V88H180L181 90H179L178 92H179V94L177 93L174 97L176 98V99H178L179 100V98H180V100L177 102L176 101V99H174V97L172 98L171 96H173L174 94H169L170 92H172L173 93V91L176 93L177 91H175L174 90V86H173V89L171 90V86H172V82H170L169 83V81H166V83H165V77H163V76H165L166 75V79H167V76L169 77V74L167 75V74H161L162 72L161 71H163L164 73H166V71H167V69H166V71H165V69L163 70V69H161L160 71H159V73L157 74V70L155 71L154 70V68H156V67H158V66H160V67H164L165 66V64L163 63L165 60L164 59H169V56H170V54L171 55H173L172 56V58H171V60H173V58H174V54L173 53H170L171 51L169 50V48L167 49L166 48V46H171L170 44H168L169 42H171V44H172V42H173V36H172V32L171 33H169V27L168 28H166V26H165V28L166 29H168L167 31H168V33L171 35V37H169V38H172L170 41L168 40L169 38H168V36H166V35H164V37H165V39H167L168 41H166V46L163 44H160L159 43V41L160 40H162L161 38L163 37V36H161V35H159L161 32H162V30L161 29H163L164 27L163 26H161V23H160V25H159V22L158 23H156L157 22V18L155 17L156 15L157 16H159L160 18L162 17V19H161V21L163 20V22H166V25H169L170 23L168 22V20H169V18L168 17H170L169 15L166 17V15L167 14H171V13H174V15L175 16H172L173 18H172V20L174 19V17H176V15H182V14H185V13H187V10H186V12H185V10L183 11V9L188 5H186V2L188 3L189 1L187 0H185V3H184V1L183 2H179L178 0H175V2H178V4L176 3L175 4V2L173 3V0H163V3H161V1H159V0H156L158 3L156 4V6H158L159 4V7H155L154 5H153V3H155V1L154 0H134L135 2H136V5H134V3L135 2H133V4L131 3L132 2V0H131V2H130V0H94L92 3H91ZM181 1V0H180ZM191 1V0H190ZM198 0H194V2L193 1H191L192 3H190L191 5H188V6H190V7H186V8H189L190 9V11L188 10V13L189 12H195L196 14H197V12H199L200 10H202V8L201 9H198L199 7H197V6H201V5H203V3H202V1L204 2V5H203V7H206L207 6V8H208V11H209V13H211V15H213V14H219V13H217V10H216V12H215V9H217V7L216 6H218V5H214V4H216V2H214V4H213V2H211V1H209L208 0V3H206L207 1H205V0H201V5L199 4L200 3V1H199V3L198 4H196V2H197ZM240 1H242L243 2V4H244V6H246V8H247V10H246V12L245 13H243L244 12V10H243V12L240 14V16L238 17H231V15H229V18L231 17L232 19H230L229 20V18H226V16H224L223 18H226L225 20L227 21V20H229L230 21V23L232 22L231 20H233V23H232V25L229 23V25H228V27H226V28H231L233 25H236L235 26V28L237 27V29H235V32L237 31V33L238 34H240V37H239V35L237 36L238 38H240V40L239 39H237V44L239 45L240 44V47L243 49V51H241L240 49V51H241V53L242 52H246L248 55H249V57L251 58L252 57V59L253 60H249L251 63H249V61H247V58L246 57H244L243 56V54L241 55V53L240 54H238V52H237V54L238 55H241L242 56V59L244 58H246L245 60H246V62L248 63V64H246L247 66L250 64V66H251V64H252V62L254 63V61L256 62V60L258 61V63L260 62V64L263 66L264 65V17L263 16H260V14L256 11L257 9H256V6L258 5L257 4V1L258 0H240ZM19 2H20V0H19ZM21 2H22V0H21ZM137 2L139 3V4H137ZM241 2V3H242ZM28 3V2H27ZM26 3V4H27ZM91 3V4H90ZM129 3V5L130 4H132V5H130V7L127 5ZM173 3V4H172ZM179 3L180 4H185V7L184 6H182V5H179ZM121 4V5H120ZM197 5L196 6V8L198 9V11H197V9L196 8H194V5ZM205 4H206V6H205ZM137 5H140L141 6V9H142V11L140 12L139 10H138V7H137V9H135L136 7L135 6H137ZM210 5V6H209ZM215 6V7H212V6ZM93 6V7H92ZM180 6H182V7H184L183 9H182V7H180ZM121 7V8H120ZM127 7L129 8L128 9V11H127ZM180 7V8H179ZM130 8H131V10H130ZM215 8V9H214ZM191 9H192V11H191ZM196 9V10H195ZM245 9V8H244ZM34 10H35V12H34ZM139 12H137V11ZM195 10V11H194ZM212 10H214L213 12H215V13H213L212 14ZM29 11V12H30ZM147 12V13H146ZM134 13V14H133ZM142 13H143V15H144V17H146V19L148 18H150L149 16H151V18H150V20H151V22H148V19H147V24L148 23H150V24H152V26H153V24L155 25V23H156V25L158 26H156L157 28H159V29H157V28H155L156 29V31L155 30H153V34H154V32H157L158 30H161V32H157L156 33V35H157V37L160 39H158V43H157V39L156 40H154V39H151L152 38V35L150 36V34L149 35H147V37L149 36V38H150V40H152V41H155L154 43H152L151 45H152V48H151V45H149L150 43L149 42H151V41H148V42H146V40H144L145 38H143L142 37V39H141V37L140 36H142L143 34H144V32L147 30V29H145L144 30V28L145 27H143L144 25L146 26V28L148 27L146 24H145V22H144V20H143V18H142V22H139V20L141 21V15H142ZM259 15H258V14ZM139 14H141V15H139ZM190 14V13H189ZM189 14H188V18L190 17L189 16ZM194 14V13H193ZM195 14V16L196 17H198V14L196 15ZM142 15V16H143ZM149 15V16H148ZM242 15V16H241ZM195 16H192L191 18L193 19V20H195ZM139 17H140V19H139ZM152 17H154L153 19H152ZM164 17V18H163ZM166 17V18H165ZM181 17V18H180ZM227 17H228V15H227ZM171 18V17H170ZM183 18V16H179V18L177 17V18H175V19H178L176 22H175V24L174 25H176L177 24V22H180V23H178V26H180L181 28L180 29H176V28H179L177 25L175 26V29L178 31V30H181V29H186V28H190V26H192L193 24H191L192 23V21H190V19H189V22H190V26L189 25H187L186 23L184 24L186 27H184L183 28V25L181 24L182 23V21H180V20H183L182 19ZM223 18H222V20H223ZM156 19V21H154ZM168 19V20H167ZM180 19V20H179ZM191 19V20H192ZM158 20H160V19H158ZM188 20V19H187ZM152 21H154L155 23H153ZM175 21V20H174ZM174 21H172V24H173V22ZM224 21V20H223ZM162 22V23H163ZM183 22H184V20H183ZM185 22H187V21H185ZM196 20H195V24H196ZM26 23V22H25ZM133 23V24H132ZM134 23H135V25H134ZM194 23V22H193ZM224 23V22H223ZM227 23V22H226ZM137 24V25H136ZM140 24H142V27H143V29H141V31L139 30L138 31V33L136 34L137 36H139V33L141 32V34H140V38L138 39V38H135V37H133V36H136V35H131L130 33V36H132L131 38H135V40L136 39H138V40H136L137 41V43H139L140 44V46L142 47L141 49H143V52H142V54H143V56L140 54V56H142L141 58H143L142 60H140V62L141 63H143L144 61V65L142 64V66L140 65V66H137V67H135L137 64H138V62L137 61H139V58H140V56H138L139 54H137V56L135 55V53L134 52H138L137 51V49L139 50L140 49V46H137V45H135V47L137 46V47H139V48H137L136 47V51H134L132 48H131V43L133 44V41L134 40H130V41H128L127 40V38H130L129 36H128V34H127V36H126V30L128 29V31L129 32H131V33H133L132 31H135V30H137L138 28H140ZM144 24V25H143ZM189 24V23H188ZM194 24V25H195ZM203 24H205V23H203L202 22V26H203ZM225 24V23H224ZM25 25V24H24ZM128 25H129V27L131 28V26L130 25H133V26H135V29L134 30H129V27H128ZM139 25V27L137 28L136 26H138ZM162 25H164V24H162ZM171 25V24H170ZM173 25V26H174ZM193 25V26H194ZM222 25V24H221ZM231 25V26H230ZM128 28H127V27ZM132 26V27H133ZM151 26V25H150ZM151 26V27H152ZM205 27H206V25H204ZM204 26H203V28H204ZM224 26V25H223ZM222 26V27H223ZM226 26V25H225ZM224 26V27H225ZM230 26V27H229ZM26 27V26H25ZM28 27V26H27ZM50 27V29H48ZM151 27L149 28V29H151ZM163 27V28H162ZM221 27V28H222ZM234 27V26H233ZM29 28V27H28ZM30 28H32V27H30ZM24 29V28H22V30L24 29V30H28L29 32L28 33H30V30H31V36H30V34H28L30 37H32V36H34V33H33V28L32 29ZM118 30H117V29ZM125 28H127L126 30H125ZM134 28V27H133ZM137 28V29H136ZM152 28H154V27H152ZM163 29V30H166V29ZM170 28H171V26H170ZM207 28V27H206ZM116 29V30H115ZM123 29H124V31H123ZM174 29V30H175ZM205 29V28H204ZM233 29V28H232ZM48 30H49V32H48ZM113 30V31H112ZM175 30V31H176ZM188 29H186V31H187ZM203 30V29H202ZM205 30H207V29H205ZM204 30V31H205ZM222 30L225 32L226 30H225V28L223 29L222 28ZM114 31H116L115 33H114ZM117 31H118V33H117ZM150 31L151 30H149V32L148 33H150ZM166 31V32H167ZM174 31V32H175ZM182 31V30H181ZM185 31V30H184ZM183 31V32H184ZM186 31H185V33H186ZM124 32V33H123ZM152 32V31H151ZM165 32V31H164ZM164 32H162L163 34H164ZM182 32V33H183ZM203 32V31H202ZM122 33V34H121ZM135 33H136V31H135ZM135 33H133V34H135ZM236 33V34H237ZM114 34H115V36H117V38H115V36H114ZM125 34V35H124ZM147 33H145L144 35H146ZM162 34V35H163ZM168 34V35H169ZM184 34V33H183ZM60 35V36H59ZM155 35V34H154ZM169 35V36H170ZM186 35H187V33H186ZM57 36H59V39H57ZM114 36V37H113ZM124 36H126V37H124ZM136 36V37H137ZM160 36H161V38H160ZM184 37H186L185 35H183ZM66 37V38H65ZM164 37H163V40H164ZM188 37V36H187ZM186 37V38H187ZM113 38L115 39V41H114V43L112 42L113 41ZM124 38H126V40L125 41H127V42H124V45H123V41H124ZM64 39H67L69 42H66ZM117 39V40H116ZM146 39H148V38H146ZM209 39V38H208ZM207 39V40H208ZM142 40H144L145 41V43H146V45H147V43H149L147 46L150 48V50H152V52L149 50V48L147 47V49L145 48L146 47V45H143L142 44ZM207 40H206V44H208L209 45V41L212 43L213 41H211V39H209L208 40V43H207ZM213 40V39H212ZM118 41V42H117ZM121 41V42H120ZM239 41H240V43H239ZM161 42V41H160ZM58 43V44H57ZM115 43H116V45H115ZM128 43V46L130 45V47H128L126 44ZM134 43L135 44H137L135 41H134ZM155 43H157V44H159V46L160 45H162V47H165L167 50H168V53H167V55L166 56H168V58L166 57V58H164L165 56H163L164 54V52H162V53H158V52H160V51H157V53L154 51L155 50V48H156V44ZM210 43V44H211ZM69 44H71L70 46H72V47H70L71 48V51H73L72 50V48L73 49H75L74 50V52H72V55H71V52H69L68 54H66L65 52H64V48H63V46L64 45H66V46H69ZM114 45V47H112V45ZM184 44V47H188L189 45H188V43H183ZM186 44V45H185ZM212 44H214V43H212ZM211 44V45H212ZM231 44V43H230ZM119 45V46H118ZM134 45V44H133ZM145 46L144 48H143V46ZM65 46V47H66ZM111 46V47H110ZM118 46V47H117ZM124 46H126L125 48H129V49H126V50H131V52L130 53H134V55H135V57H136V59L135 58H132V56H133V54H131L130 56H129V59H128V57H126L125 56V59L124 58H122L124 55L123 54H125V52H124V50H125V48H124ZM158 47V46H157ZM161 47V48H162ZM184 47H182L183 49H184ZM70 48H69V50H70ZM131 48V49H130ZM133 48H134V46H133ZM215 48H217V49H215ZM238 48H239V46H238ZM124 49V50H123ZM140 49V50H141ZM157 49V48H156ZM166 49H163V51L165 50V51H167ZM190 48L188 47V51H191V50H189ZM212 49H214V51H212V52H214V54L212 53V52H210ZM69 50H67V47L65 48V51H69ZM144 50H145V52H144ZM186 49H184V51H185ZM238 50V49H237ZM133 51V52H132ZM148 51V52H147ZM151 53H150V52ZM181 51H183V50H181ZM180 50H179V52H178V54H180V55H183V53H180L181 52ZM183 51V52H184ZM188 51H185V52H188ZM119 52V53H118ZM122 52H124L123 54H121ZM149 53L150 55L152 54L155 58H152L151 56V58L149 57V55L148 56H146V54L144 55V53ZM184 52V53H185ZM210 52V53H209ZM76 53V54H75ZM165 53V54H166ZM177 53V52H176ZM175 53V54H176ZM212 53V54H211ZM245 53V55H247ZM158 55V57L159 56H161L159 59H161V58H164L163 60V62L161 61V62H159L158 61V58H156L157 57V55ZM235 54V57L237 58V54L236 53H234ZM156 55V56H155ZM184 55H187L186 53L184 54ZM211 55V56H210ZM218 55V57H216V56ZM222 55L225 57H222ZM247 55V56H248ZM98 56H102V60H103V64L104 65H106L107 67H105L106 68V72L107 73H110V72H112V73H110V74H112L111 75V77L112 78H110V79H108V78H104L105 77V74L106 73H104L103 71V69L102 68H100V61H97V58H98ZM114 57L113 59H112V57ZM68 57V56H67ZM131 57V58H130ZM139 57V58H138ZM148 57V58H147ZM140 58V59H141ZM146 58V59H145ZM238 58H239V56H238ZM122 59H124L125 61L126 60H128L127 61V66H128V68L130 67H132V68H134V70H137L139 67H141L140 68V70H141V73H138L137 72V75L136 74H133V69L131 70L130 68L128 69V73L127 74H125L126 73V70L125 71H122L123 69H121L120 67L122 66L121 64H122V62L124 61V60H121ZM145 59V60H144ZM192 59H194V58H192ZM241 59V58H240ZM240 59H238L240 62V64L243 62V60H242V62H241V60ZM255 59V60H254ZM106 60V61H105ZM118 60H119V62H118ZM137 60V61H136ZM229 60V59H228ZM237 60V59H236ZM237 60V61H238ZM78 61H79V63H78ZM143 61V62H142ZM167 61H170V60H167ZM167 61H165V62H167ZM201 61H203L204 62V64L201 62ZM74 62V63H75ZM140 62H139V64H140ZM163 63V65H159V63ZM172 62V61H171ZM189 62V63H188ZM190 62H191V64H190ZM193 62H195V63H193ZM198 62H201V65L199 66V63ZM228 62H230V64H228ZM245 62V61H244ZM244 62H243V64H244ZM121 63V64H120ZM124 64H125V67H126V62H123ZM137 63V64H136ZM157 63H158V66H157ZM237 63V62H236ZM258 63H255V64H257V65H259ZM136 64V65H135ZM193 64H195V65H193ZM233 64V63H232ZM135 65V66H134ZM193 65V66H192ZM204 65V66H203ZM242 65V64H241ZM156 66V67H155ZM204 67L205 68V66L207 67L206 68V70H207V72H206V70L204 69V70H202L201 69V71H197V68L200 70V68L199 67ZM256 66V65H255ZM119 69H118V68ZM174 67H176V66H174ZM192 67V68H191ZM194 67V68H193ZM196 67V68H195ZM242 67H244V65H242ZM246 67V66H245ZM244 67V68H245ZM253 67H254V64H253ZM257 67H259V66H257ZM108 68L110 69V68H113V69H111V70H108ZM127 68V67H126ZM137 68V69H136ZM159 68V67H158ZM165 68V67H164ZM178 68V67H177ZM189 68V69H188ZM231 68H233V69H235L234 71H236L235 72V74H233L234 72H233V70L231 69ZM254 68H256V67H254ZM117 69V70H116ZM120 69H121V71H120ZM172 69H173V71H172ZM185 69L183 70V71H185ZM195 69V70H194ZM114 70V71H113ZM130 70L132 71V72H130ZM159 70V69H158ZM110 71V72H109ZM121 73H123V74H125V75H120V72ZM155 71V72H154ZM168 71H170V69H168ZM167 71V72H168ZM205 72V73H208L209 72V76L211 77V81L212 82H209V84H208V81H209V78H208V75H207V77H204V75L202 74V72ZM262 71H263V69H262ZM136 72V71H135ZM140 72V71H139ZM203 72V73H204ZM239 72V71H238ZM168 73H170V72H168ZM204 73V74H205ZM210 73H211V75H210ZM231 73H232V76H230L231 75ZM102 74H104V75H102ZM159 74H161L162 76H159ZM188 74V75H187ZM133 75H135V77L139 80H137V79H133ZM185 75H187L186 77H187V82L185 81V83H180L181 81H180V78L182 77H184ZM102 76V78H100ZM104 76V77H103ZM205 76H206V74H205ZM213 76V77H214ZM226 76V77H225ZM234 76V77H235ZM134 77V78H135ZM161 77H163V79L161 80ZM172 77V76H171ZM236 77H235V79H236ZM170 78V77H169ZM168 78V79H169ZM181 78V80H186V78L184 77V79H182ZM205 78H207L206 80H205ZM215 78V77H214ZM229 79V81L230 80H233V79ZM105 80V81H101V80ZM107 79V80H106ZM115 79V80H114ZM167 79V80H168ZM216 79V78H215ZM219 79V78H218ZM235 79L233 80V81H235ZM111 82H110V81ZM170 80V79H169ZM170 80V81H171ZM217 80V79H216ZM228 80V79H227ZM177 81V83H175ZM18 81H16V83H17ZM135 83V84H131V83ZM184 82V81H183ZM221 82V83H222ZM227 82V81H226ZM15 83V81L13 80H11V87L13 88H16V86L18 87V84L20 83H17L16 84ZM229 83V82H228ZM13 84H14V86H13ZM137 84V85H136ZM171 84V85H170ZM230 85H231V82L229 83ZM228 84V85H229ZM16 85V86H15ZM20 85V84H19ZM24 84L23 83H21V86H23ZM210 85V86H209ZM211 85H212V87L214 88V89H211ZM226 85V84H225ZM232 85H233V83H232ZM239 85V84H238ZM234 87H235V83H234V85H233ZM240 86V85H239ZM238 86V87H239ZM235 88V92L233 93L232 91H231V93H229L230 92V90H228L229 92L227 93V92H225L224 91V96H226V97H224L226 100H227V102H228V100L229 99H227L228 98V96H229V94H230V96L232 97V96H234V94L236 93V95L238 96H236V98H237V100L236 101H238V99L240 98V102L242 103L243 101H242V99L241 98H245L246 99V97H244L245 96V94H243V87H241L242 88V92H237L239 89H241V88ZM133 88V86H132V88H130V89H134ZM137 88H139V87H137ZM185 88H188V90L186 91V90H184ZM257 89V91H256V89ZM134 89V90H135ZM250 89H252V87L250 88ZM255 89V90H254ZM254 89H252V93L251 92H247L246 90V92L247 93H251L249 96H251V98L253 97L254 98V96L256 95V97L254 98V99H256L257 100V96H259V93H257L258 92V87H254ZM138 90V92H136V93H138V94H140V92L139 91H142L141 89L139 90V89H137ZM211 90L213 91L214 90V92H211ZM148 91V92H147ZM155 91V92H154ZM255 91V92H254ZM124 92H125V94H124ZM129 93H130V91H128ZM162 93V95L164 96V98H165V100L163 99L162 101H161V99L163 98L162 96V98L160 97V95L158 94V93ZM221 92V94H223V91H220ZM245 92V93H246ZM253 92H254V94H253ZM98 93V94H97ZM124 94V97H123V95H122V97H121V95H119V94ZM232 93H233V95H232ZM138 94H137V96H138ZM158 95L159 96V98H161V99H156L157 101H159L160 102V104L157 102V101H154V99H155V97L156 98H158V96H156V95ZM212 94H214L213 96H214V98H212L211 99V97H212ZM228 94V95H227ZM258 94V95H257ZM94 95H96V96H94ZM117 95H119V97H121L120 99H116L115 97H117ZM126 95V96H125ZM153 95V96H152ZM155 95V96H154ZM200 95V96H199ZM248 95V94H247ZM254 95V96H253ZM146 96V94L143 96V98ZM148 96H149V98H148ZM199 96V98L198 99H200V97L202 98V96H203V98L202 99H204V97L206 96V97H208V100L207 99H204V102H202V99H200L201 101H199L198 99H197V97ZM215 96H218V97H215ZM229 96V97H230ZM118 97V98H119ZM125 97H126V99H125ZM153 97H154V99H153ZM194 97L196 98V100L194 99ZM140 98H142V96H140ZM172 98V99H171ZM210 98V99H209ZM233 99H231V100H234V98L235 97H232ZM249 97H247V99H248ZM123 99H125L124 101H123ZM171 99V100H170ZM250 99V98H249ZM117 100V101H116ZM206 100V101H205ZM225 100V101H226ZM231 100H229V101H231ZM234 100V102H236ZM244 100V99H243ZM94 101V102H93ZM116 101V102H115ZM131 101H133L134 102V100L132 99ZM130 101V102H131ZM181 101H186V102H184V104L185 103H187V105H182V103L183 102H181ZM248 101V100H247ZM249 101H251V102H246V100H245V102H246V104L248 105L247 107H249L248 109H252L253 110V108L251 107V104L253 103L254 104V102H252L253 101V99H250ZM93 102V103H92ZM130 103V104H127L128 105V107L130 108V106L132 107V104H134V103ZM156 102V103H155ZM180 102H181V104H180ZM217 102V103H216ZM226 102V103H227ZM114 103V104H113ZM136 103V102H135ZM158 103V104H157ZM194 103V104H193ZM229 103V102H228ZM238 104H239V102H237ZM244 103V102H243ZM32 106H34L35 105V103L34 102H32V103H30ZM191 104H193V105H191ZM199 104V105H198ZM212 104H214L215 106H214V108L212 107L211 109L213 110L212 111V115L213 114H215V113H213L214 112V110H215V108L216 107H219V109L221 110H219L218 108H216V110L215 111H217L218 113L217 114H215V116L217 115V117H220L221 118V121L220 120H218V121H220V122H217V121H212V119H211V123L213 122V124L215 123V124H219V123H223L224 125H221V124H219L220 126H218L217 125V127H221V128H217V127H215V126H213L214 128H216V129H210V127L211 128H213L212 127V125L210 126L209 125V128H208V123L206 122V119H205V117H204V120H205V123H206V126H207V128H208V130H207V128H206V130H205V132H207V131H209V132H211L212 131V133L210 134L209 133V135H211L208 139H206L204 136V134H207V133H202L204 130L203 129H205L204 127H203V125H201V124H203V122L202 121H200V120H203V116L202 115H199L200 117H201V119L200 120H198V118H200V117H198L197 116V120H196V116H191V115H188L187 113H189L190 112V110L188 109V112L186 111L187 110V108L190 106V107H195L198 111H200L199 109H203L204 107H207V109L209 110L210 109V105H212ZM218 104H220V103H218ZM253 104H252V106H253ZM118 103H117V107H118ZM130 105V106H129ZM142 105V106H143ZM151 105V106H150ZM221 105V104H220ZM229 104H227V107H228V109H229V106H228ZM136 106V104H134V107ZM141 105H139L138 106V108H136L137 110H136V112H134V113H138L139 111L141 112V108H142V110L144 111V109H143V107H142ZM144 106V108H145V111H146V107ZM149 106V107H148ZM180 106H182V107H184V108H182L181 107V109L183 110H181L179 107ZM209 106V107H208ZM92 107H93V110H92ZM117 107H116V109H117ZM133 107V108H134ZM187 107V108H186ZM263 107V106H262ZM259 108V110H258V108H256V106H255V108H256V111L255 110H251L252 111V113L255 111V114L253 113H251V111H249L248 112V114H250L251 116L253 115H255L254 117V121H255V119L258 117L257 115H260V113L261 112H259L261 109L263 110V108ZM133 108H132V110H133ZM140 108V110L138 111V109ZM195 108H194V111H195ZM254 108V109H255ZM131 109V108H130ZM202 109H201V112H202ZM211 109L209 110V113H211L210 111H211ZM32 110V109H31ZM131 110V111H132ZM219 110V111H218ZM257 110H258V112H259V114L258 113H256L257 112ZM261 110V111H262ZM138 111V112H137ZM185 111V112H184ZM191 111H192V115H195L196 114V112H193V110H192V108H191ZM197 111V112H198ZM32 112L34 113V114H36V110L35 109H33L32 110ZM148 112H141V113H148ZM155 112V114H153ZM141 113H139V114H141ZM208 113V114H209ZM138 114V115H139ZM144 114H143V116H144ZM151 114V115H150ZM190 114H191V112H190ZM203 115H205L204 113H202ZM223 114V113H222ZM210 115V116H209ZM209 115H207V119H209V118H211V114H209ZM219 115V116H218ZM136 116H137V114H136ZM140 117H141V115H139ZM139 116H137V118L139 117ZM145 116V117H146ZM189 116H191L192 117V119H195V120H192V119H190V117ZM224 116V115H223ZM229 116H231V117H229ZM139 117V119L141 120V119H144V117L142 118H140ZM216 117V118H217ZM250 117V116H249ZM213 118H215L214 117V115H213ZM216 118H215V120H216ZM220 118H218V119H220ZM252 117H250V119H251ZM224 119V120H223ZM139 120V121H140ZM214 120V119H213ZM223 120V121H222ZM237 121H238V119H236ZM235 120V121H236ZM252 120V119H251ZM194 121L196 122V123H199V126H201V127H199L198 126V124L194 127V131H192L193 130V127H192V130H190L191 129V127H189L190 125L191 126H193V124L195 125V123H194ZM199 121V122H198ZM141 122V121H140ZM225 122L226 123H231V124H225ZM204 123V124H205ZM209 123H210V121H209ZM248 123V124H247ZM139 124V123H138ZM247 124V125H246ZM113 125V126H112ZM225 125L226 126H228V127H225ZM238 125V124H237ZM262 125V124H261ZM139 126H141V125H139ZM198 126V127H197ZM224 126V127H223ZM231 126H230V130L232 129L231 128ZM236 126V127H235ZM263 127H264V125H262ZM189 127V128H188ZM197 127V128H196ZM136 128V129H135ZM195 128H196V130H195ZM201 128V129H200ZM239 128H237L238 130H239ZM110 129V130H109ZM189 130V132L191 131V133L192 132H195V134L193 133V135L192 134H189L187 131ZM211 131H210V130ZM223 129V130H222ZM185 130H187V131H185ZM220 130V131H219ZM225 130V131H226ZM255 130V131H254ZM186 133H185V132ZM214 131H216L217 133H215ZM219 131V132H218ZM222 131V132H221ZM252 131H254V132H252ZM181 132V133H180ZM214 132V133H213ZM230 132V131H229ZM264 132V131H263ZM110 133V134H109ZM226 133L227 134H229L227 131H226ZM250 133H253L252 135H250ZM262 133V132H261ZM248 134V135H247ZM257 134H259L257 137H256V135ZM91 135H89V136H91ZM214 135V136H213ZM247 135V137H246V139H245V136ZM92 136V137H93ZM206 136H208V135H206ZM216 136H219V137H221V136H223V138L221 137V138H218V137H216ZM229 136V135H228ZM250 138H249V137ZM95 137V136H94ZM100 137V138H99ZM197 137V138H196ZM198 137H200V138H198ZM204 137V138H203ZM254 137V138H253ZM97 138V137H96ZM113 138H114V136H113ZM194 138H196V140L193 139ZM216 138H218L219 140H221V141H219L218 140V142H217V140H216ZM114 139H117V138H114ZM114 139H112L113 141H111V139H109L112 143L114 142ZM189 139H192L193 141L191 142V143H195L197 140H200L199 142H198V146H197V150L196 149H194L195 151L194 152H192L193 151V149H191L192 151H190V145H193V147L196 145V144H190L189 142L191 141V140H189ZM226 139H229V141L227 142V143H230L231 145H234V146H230V148L232 147V149H235V148H237V150H240V151H237L238 152V154H239V152H240V155H242V157H244V158H242V162L240 161L241 159L239 158V157H237V159H240V160H237V164H235L234 162H236V159L235 158H233L232 160L234 161V162H230L229 164H226V165H223V167H222V165L220 166V164H221V162H219L218 164L217 163H215V164H217V166L216 167H214V169H213V171L211 170V171H208V169L210 168V169H212L213 167L212 166H215L214 164H212V166H209V168L207 167V169L205 168L207 165H209V164H207V165H205V166H203L202 165V163L200 162V160H202V159H200V157H204L206 154L208 155L210 152H213L214 150H216V149H219L220 150V148L221 147H219V148H217V143L219 144L220 142L224 145V142H223V140H226ZM247 139H249V140H247ZM43 140L46 142V140H45V138H43ZM42 140V138H41V141H43ZM89 140H90V137H89ZM94 140H96L95 138H94ZM98 140L95 142V143H97L98 142ZM103 140H101V141H103ZM259 140V139H258ZM43 141V142H44ZM92 141V140H91ZM116 141H119V140H116ZM115 141V142H116ZM45 142L44 143H40V145L42 144V146H43V144L45 145ZM88 142H90V141H87V143ZM189 143V144H187V146L189 147V149L187 150V147H184V145L186 144V143ZM196 142V143H197ZM245 142V143H246ZM47 143V142H46ZM90 143H92V142H90ZM90 143H88L90 146H92ZM93 143H94V141H93ZM92 143V144H93ZM94 143V144H95ZM119 143H121V140L119 141ZM122 143H123V141H122ZM121 143V144H122ZM220 143V144H221ZM87 144V145H88ZM93 144V145H94ZM115 144V143H114ZM143 144V145H142ZM219 144V145H220ZM40 145H38L39 147H41ZM140 145L144 148V149H146V151H142V150H144V149H142L141 147H140ZM216 145V146H215ZM256 145H257V147H256ZM264 145V144H263ZM176 146H183L184 148H186V150H187V152L188 153H186V154H184L185 152L184 151H182V150H184L183 149V147H182V149H180L181 151H179V148L177 149L176 148ZM186 146V145H185ZM206 146H208V147H206ZM236 146V147H235ZM246 146H248V145H246ZM262 146V147H261ZM44 147V148H43ZM42 147V149H44V150H42L43 152H41V151H39V152H41L42 153V155H41V157H42V159H41V163H43V167H45V171L44 172H46V176L47 177H44V178H46V180L44 181V182H46V183H48V186H45L44 187V189H46V191L43 189V191H45L44 192V194L42 193V195H39L38 197H40V199H38L37 198V196H31V195H33V193L32 194H30V193H28L27 194V196L25 195L24 196V198H23V200H21L23 203H24V205L26 206L25 207V209L27 208V210H25L24 211V209H22L21 210V212L19 211V212H16L20 217H22V215L23 214H27V216H26V218H28L27 220H28V222H29V224H31V226L32 227H35L36 229H38V227L39 228H41V229H44V228H48L47 230L50 232V233H52L53 235H52V239H54V238H56V232L58 231V230H60L61 231V235H62V239H64L65 240V243L67 244V246H69L70 245V247L72 246V247H74L73 245L75 244L77 247L79 246H81L80 245V242L81 243H83V242H85V241H89V245H88V247L89 248H92V249H94V250H92L93 251V254L94 255H96L95 257H93L92 259H91V262L89 263V264H105L106 263V257H111L112 259L114 258V260H116L117 261V263H116V261H114V260H112V263H113V261L115 262V264H119V262H124V258L126 257V258H128V260L127 261H129L130 259L131 260H133V259H135V258H137L136 256H135V253H136V255L138 254V252L139 251H136V248H137V250L139 249L138 248V246H139V244H138V242H136V240H137V238H136V240H135V235L133 236V234L128 230V227H126V223H125V221H124V219L123 220H121L120 218H121V216H120V218H119V216L115 213V214H113L112 212H110V210H113L112 208L111 209H109V206H106V205H108V203L106 202V205L104 204V200H103V202L101 201L102 199L101 198H99V199H101V200H98V194H97V196L95 195V193H94V191H96L97 189H96V185L97 186H99L98 185V183L97 182H95L90 176H88V178L90 177V180L88 179L87 181L88 182H85L84 183V181H83V179H81L82 180V182H83V185H82V183H81V180H79L78 182H76V183H74L73 181H72V178L67 174V172L66 171H64V168L60 165V164H62V163H60V161L58 160V158H55L57 155H54L55 153L53 152V151H50L51 149H52V147L51 146H49L48 145V143H47V145H46V149H45V146H43ZM49 147V148H48ZM50 147H51V149H50ZM196 147V146H195ZM206 147V148H205ZM209 147H216L214 150H212V148H209ZM261 147V148H260ZM176 148V149H175ZM204 150V151H202V149ZM205 148V149H204ZM257 148L259 149L258 151H257ZM49 149V150H48ZM120 149V150H121ZM125 149V150H124ZM201 149V150H200ZM206 149H211L210 150V152L208 151H205ZM231 149V150H232ZM261 149V150H262ZM46 150V151H45ZM53 150V149H52ZM185 150V151H186ZM199 150H200V152H199ZM218 150V151H219ZM260 150V151H261ZM175 151L177 152H181L180 154L181 155H179V153H178V157H180V156H182V152H184L183 154L185 155V156H187V154H189V153H192V154H190L189 155V157H185L184 155L182 156L184 159H182V157H180V158H176V156H177V154L175 153ZM199 152V154L197 153V152ZM202 151V152H201ZM232 151H234V150H232ZM236 151V150H235ZM46 152V153H45ZM51 152V153H50ZM122 152V151H121ZM40 153V154H41ZM54 153V154H53ZM124 153V152H123ZM173 153H175V155L176 156H173V157H175V158H173V157H171V154H173ZM201 153H202V156H201ZM204 153H206L205 155H204ZM216 153H218V152H213V156L214 157H216L215 155H216ZM260 153H262V154H260ZM47 154V155H46ZM196 154H198V155H196ZM211 154V153H210ZM209 154V155H210ZM140 155V156H141ZM174 155V154H173ZM204 155V156H203ZM206 155V156H207ZM208 155V156H209ZM190 156H193L194 158H196V161H197V163H196V161L193 159V157L191 158ZM47 157V158H46ZM138 157L136 156L135 157V161H134V166H135V168H136V166H137V168L139 167L138 166V163L136 162L137 160L138 161H143L142 160V157H140L139 159H138ZM157 159V160H155V158ZM210 158H212V155H210L209 156ZM213 157V158H214ZM241 157V156H240ZM136 158H137V160H136ZM169 158H172L173 160L174 159H177L176 161H175V163L173 164V162H172V159H169ZM199 158V162L201 163L200 165L201 166H199V163H198V159ZM205 158V157H204ZM203 158V159H204ZM206 158H208V157H206ZM205 158V159H206ZM216 158H218V156L216 157ZM216 158H214L215 160H217V161H215L214 159V161L215 162H218V159H216ZM47 161H46V160ZM141 159V160H140ZM171 160V161H169V160ZM187 159H189V161L187 160ZM204 159V160H205ZM248 160V162H247V160ZM203 160V161H204ZM207 160H209V159H206V161ZM245 160V161H244ZM249 160H250V162H249ZM44 161V162H43ZM58 161H59V163H58ZM150 161V162H149ZM186 161V162H185ZM255 161V163L256 162H259V165H260V163H262L260 166L259 165H252L251 166V163L252 164H254L253 162ZM46 162V163H45ZM191 162V163H190ZM193 162V163H192ZM209 161H207V163H208ZM245 162H247V163H250V166H248L249 164H247V163H245ZM44 163H45V165H44ZM135 163H137L136 165H135ZM140 163H142V162H140ZM139 163V164H140ZM186 163H190V167H195L194 166V164H198L197 165V167L196 168H194V170L196 171V170H198V167H199V169H200V167H201V169L200 170H203V168H202V166L204 167V171H206L205 173L207 174V172H209V174L210 175H208V177L206 176V174L205 175H203L204 173V171H202V174L200 175V173H198L199 172V170L198 171H196L197 173H198V177L197 176H195V175H197V173H195L194 172V170H192L191 168V171L189 170V168L187 169L185 166H187V164ZM224 162H222V164H223ZM228 163V162H227ZM243 163H245V165L243 164ZM143 165H144V161H143V163H142ZM203 164H205V163H203ZM230 164H234V165H236V166H232L234 169H232L231 170V166H228V165H230ZM247 164V165H246ZM257 164V163H256ZM16 165V164H15ZM18 165V164H17ZM142 165V167L144 168V166ZM242 165H244V166H242ZM173 166V167H172ZM175 166V167H174ZM188 166V167H189ZM225 166L227 167H231V168H229L230 169V171H228L226 168H225ZM248 166V167H247ZM259 166V167H258ZM15 167V166H14ZM17 168H18V170L16 169V168H14V169H16L17 171H15L16 173L20 170L19 169V166H16ZM20 167H22L21 165H20ZM60 167H62L63 168V171L61 170L62 168H60ZM123 167V166H122ZM142 167H139V168H142ZM184 167H185V169H184ZM220 169V170H218V168ZM248 168L247 169V171H246V173H245V169H243V168ZM256 167H258V168H260V169H258V168H256ZM47 168V169H46ZM138 168V169H139ZM154 168V169H155ZM175 168H176V170L178 169V172L175 170ZM147 169V168H146ZM170 169H174L175 170V172H177V174L176 173H174L173 174V172H174V170L173 171H171ZM184 169V170H183ZM187 169V170H186ZM209 169V170H210ZM216 169H217V172H216ZM258 169V170H257ZM263 169V168H262ZM122 170L125 172V168H120L119 170H118V172H117V175H118V180H119V184L121 183V181H120V178L122 177L123 178V175H122V173H120V172H122ZM139 170H142V169H139ZM148 170V169H147ZM145 171V169H144V175H142V176H146V172H147V175L148 174H151V169L149 170V172L148 171ZM256 170H257V172H256ZM186 171H189V172H187L186 173ZM14 172V173H15ZM123 172V173H124ZM142 172V171H141ZM191 172H193V174H194V176L198 179H200L201 177H202V175H203V177L206 179V180H202L203 179V177L200 179V181L202 180L203 182L204 181H206L207 182V180L209 181L208 183H209V185L206 183V185L208 186V187H205L204 186V183L201 185L200 183L201 182H199L197 179V181L195 180V177L194 178H191V177H193V175H191ZM201 172V171H200ZM216 172V174H214V173ZM1 173V172H0ZM5 173L6 172H3V173H1L0 174V203L1 204H7V206L8 207H19V204H18V201H19V199H17L16 197H18L16 194H18V192H19V190H22L21 189V186L23 187L24 185H25V182L24 183H21L22 181H24V179H25V177H24V179H23V177L20 175V173H21V171H20V173H19V177H18V179L19 178H21V180L22 181H20V179L18 180V179H14V178H16L14 175L16 174H14L13 173V170L10 172H7V173H10L11 174V177H10V174L9 175H5ZM23 173V174H22ZM21 174L24 176L25 174H24V172H22ZM49 175H48V174ZM119 173V174H118ZM152 173H153V170H152ZM183 173H186V177L187 178H189V176H190V180H192L193 181V183H191V181H189V184L191 183L192 185L191 186H185V187H187V188H185L183 185L186 183L185 182V180H184V182H182V181H179V180H181V179H183V178H181L180 179V177H184V176H182L183 175ZM14 174V175H13ZM182 174V175H181ZM244 174H248V175H246V177L244 176ZM17 175V174H16ZM173 175H176V176H173ZM188 175V176H187ZM200 175V176H199ZM215 175H217V177L215 176ZM257 176V178H256V176ZM14 176V177H13ZM149 177L150 176H154V175H148ZM148 176H146V177H148ZM247 176H248V178L250 179V181H252L251 182V184L250 185H247V183L249 184V179L247 178ZM48 177H50V178H48ZM164 177V178H163ZM174 177V178H173ZM214 177H216V178H214ZM246 179H245V178ZM47 178H48V180H47ZM186 178V179H187ZM221 178V179H220ZM244 178V180L246 181L245 182V186L246 187H244V185H243V183H244V180H242ZM255 178V179H254ZM92 179V180H91ZM179 179V180H178ZM222 179H224V180H222ZM247 179H248V182H247ZM253 179V180H252ZM29 180H31V179H29ZM33 180V179H32ZM122 180V179H121ZM175 180V181H174ZM178 180V182H176ZM188 180V179H187ZM90 181H92V182H90ZM94 181V182H93ZM218 181H223V182H221L222 184H224V181L226 182V184L225 185H227L228 183L232 186H234L235 187V189L233 190V193H232V195L230 194L231 193V190H229L228 188H226L227 186H225L224 188H226V190H224V192L226 191V193H224L223 192V190H222V188H223V186L221 185V183H219ZM259 181V180H258ZM260 181H263V179L262 180H260ZM240 182H243V183H240ZM255 182V183H254ZM96 183V184H95ZM252 183H253V185L255 184V186L253 187V189H252ZM263 184H264V182H262ZM22 184H24V185H22ZM159 184H161V182L159 183ZM171 183H169L168 185H170ZM188 184V185H189ZM211 184V185H210ZM228 184V187L229 188H231L232 189V187L230 186ZM237 184L239 185V184H242L243 185V187H241V186H238V187H236L237 186ZM263 184H261L260 183V188H262L263 187ZM83 187H82V186ZM167 185V186H168ZM187 185V184H186ZM80 186H81V188L82 189H80ZM159 186V185H158ZM157 186V187H158ZM160 186V187H161ZM177 186V187H176ZM183 186V187H182ZM203 186L206 188V190H207V188H208V191H205V188L203 189ZM210 186V187H209ZM248 186H249V188H248ZM165 187V186H164ZM169 187V186H168ZM222 187V188H221ZM241 187V188H240ZM24 188H25V186H24ZM96 190H95V189ZM98 188V190H99V187H97ZM161 188H163V187H161ZM170 188V187H169ZM223 188V189H224ZM238 189V191L237 192H234L235 190H237ZM256 188V189H255ZM26 189V188H25ZM94 189V190H93ZM164 189V188H163ZM166 189H168L167 187H166ZM203 189V190H202ZM211 189V190H210ZM255 189V190H254ZM97 190V191H98ZM199 190H200V192H199ZM209 190H210V192H211V196H217L216 197V200H214L213 201V199H215V197L213 196V198L212 197H210V198H212V201L214 202L213 204L214 205H212V203H207V200L208 201H210V202H212L211 201V199L207 196V197H204V195L206 196V195H209L210 196V192H209ZM206 192V193H209V194H206V193H204V192ZM228 191H229V193H228ZM21 192V191H20ZM19 192V193H20ZM192 192H193V194H192ZM195 192V193H194ZM196 192H199L198 194L196 193ZM223 192V193H222ZM264 192V191H263ZM97 193V192H96ZM202 193V194H201ZM204 194V195H203ZM213 194V195H212ZM227 194V195H226ZM233 194H234V196H233ZM14 195H16L15 197H14ZM30 195V199H29V196ZM203 195V196H202ZM231 195V197H229V196ZM41 196H42V198H41ZM264 196V195H263ZM171 197V198H170ZM206 200V202H205V200L203 201L202 199L203 198ZM219 197V198H218ZM235 199H233V198ZM255 197H257V196H255ZM16 198V199H15ZM19 198V197H18ZM27 198V199H26ZM182 198H183V200H185V202L183 201H181L182 203H184V204H182L181 202L180 203H177V201H180V200H182ZM193 199V200H201L203 203L202 204H204L205 205V203L206 204H210L208 207L205 205L204 207H206V209H208V213H206L204 210H206V209H204L203 211H200V209L199 208H204V207H202L203 205H201V202H200V204H199V202H195L194 201V203H193V201L192 200H190V199ZM207 198V199H206ZM217 198H218V200H217ZM258 198V197H257ZM256 198V199H257ZM231 199V200H230ZM234 201H233V200ZM239 199V197L237 196V200ZM254 199V198H253ZM39 200V201H38ZM153 200V199H152ZM259 200V199H258ZM257 200V201H258ZM101 201V202H100ZM190 201H192V202H190V204H189V202ZM229 201L231 202V203H229ZM236 201V202H235ZM255 201V200H254ZM257 201H255V206L254 207H256V205H258L259 204V201H258V203H257ZM192 203V204H191ZM197 204L198 205V207H195V206H193V204ZM226 203V204H225ZM18 204V205H17ZM195 204V205H196ZM253 204H254V202H253ZM196 205V206H197ZM219 206V205H218ZM259 206V205H258ZM260 206H261V203H260ZM10 207V208H11ZM107 207V208H106ZM216 208H217V206H215ZM213 208V209H212ZM175 211H174V210ZM178 209V210H177ZM199 209V210H198ZM218 209V208H217ZM216 209V211H218ZM23 211V212H22ZM114 211V210H113ZM200 212L202 213V215L200 214ZM181 213V214H180ZM205 214V215H204ZM118 217H117V216ZM204 215V216H203ZM202 216H203V218H202ZM205 217V218H204ZM171 218V219H170ZM176 218H178V217H176ZM175 218V219H176ZM204 219V220H203ZM208 219L210 220V221H208ZM251 219H253L252 217L250 218V222H251ZM125 224H124V223ZM240 224H242L241 226H243V222H240L239 223V225ZM150 227H152L151 225H149ZM240 226V227H241ZM262 226V227H261ZM261 226H259L260 228L259 229H257V226H255V229H253V230H251L253 233V235H257V234H259V235H257V239L256 238H254V242H252L253 240V238H251V234H249L251 231H250V229H249V231L246 229V231H245V234H244V236H245V238H244V236H242V238H244V240H248L247 242L246 241H243V239L242 238H240V240H242V243H241V241L237 244L238 246L239 245H241L240 247H241V250L240 249H236L237 248V246H236V248H235V245L233 246V247H231L232 249H233V251L236 249L237 250V252L236 251H234L233 252V255L234 254H236L237 253V255L239 256H233L232 254H229L228 255V253L227 254H225V255H227L228 257H231L232 258V256H233V261H231V259L230 258H228L227 256V258L225 257H223L224 256V253H222L221 255H220V252H218L217 250V254H218V256H219V258L217 257V258H214V254H213V251H212V253H210L209 251H208V253H206V255L204 254V256L202 255V257L200 256V259H199V262H198V264H200L202 261V263L203 264H236V262H238L239 261V259L241 258L240 256L241 255H239V253H240V251H243V250H247L246 252H247V254L251 251L252 253L254 252V257L253 256H251L250 258L252 259V257H253V259L251 260L250 258H249V254L247 255L248 257L247 258H245L244 260H243V258L245 257H243L242 259H240V261L242 262L241 264H259V263H256L257 262V260H259L258 262H261L260 260H262V257H263V259H264V251H262L263 249H264V224L263 225H261ZM77 227H80V229L79 228H77ZM150 227H148L150 230H151V228ZM152 227V228H153ZM69 228H77V229H79V230H81V232H83L84 231V234L82 235V236H78L79 234L81 235V232L79 233V234H75L74 233V231L72 230L71 232L69 231L68 232V229ZM82 228V229H81ZM244 229V228H243ZM75 230V229H74ZM152 231V232H153ZM254 231H259L258 233H255ZM153 233V234H154ZM181 234L179 235V236H181ZM66 235V236H65ZM155 235V234H154ZM243 235V234H242ZM250 236V237H248V236ZM163 236H165V237H163ZM85 239H83V238ZM222 237H226V236H224V235H222ZM163 238H165V239H163ZM174 238V239H173ZM229 238V237H228ZM251 238V239H250ZM76 239V240H75ZM78 239V240H77ZM82 239H83V242H82ZM168 239H170V240H168ZM67 240H68V242H67ZM183 240V241H184ZM252 240V241H251ZM222 241L223 242H225L226 241V244H227V241H228V244H229V239H227V238H225V239H223L222 238ZM75 242V243H74ZM137 244H135V243ZM187 242V243H188ZM214 242V241H213ZM244 242H246L245 244H243ZM73 243V244H72ZM192 243H191V245H192ZM196 244V246L198 245L199 246V244ZM202 243V242H201ZM148 245H150L149 243H147ZM230 244H231V246H232V242L230 241ZM230 244H229V246H230ZM136 245V246H135ZM187 245H190V244H187ZM243 245H244V248L242 249V247H243ZM245 245H246V247H245ZM152 246V245H151ZM151 246H149V247H151ZM192 246H194V245H192ZM263 247V248H259V247ZM154 248V247H153ZM152 247H151V249H153ZM239 248V247H238ZM246 248H248V249H246ZM258 248H259V251L260 252H262V254L260 255L261 256V258H260V256L259 255H257V256H259V258L257 259V256H256V254L258 253L259 254V252H257L258 251ZM257 251H256V250ZM244 251V252H245ZM214 252H215V250H214ZM236 252V253H235ZM239 252V253H238ZM245 252V253H246ZM210 253V254H209ZM215 253V254H216ZM251 253V254H252ZM131 254V255H130ZM134 254V255H133ZM208 254L210 255V256H212L211 254H213V256L210 258V256L208 257ZM217 254H216V256H217ZM243 254V253H242ZM139 255V254H138ZM83 256H85V255H80V257L82 258ZM128 256V257H127ZM129 256H131L132 258H129ZM135 256V257H134ZM206 256V258H208L209 259V261H208V259H205L204 257ZM98 257V258H97ZM134 257V258H133ZM239 259H238V258ZM126 258H125V260H126ZM189 258H194L193 256H189L188 257V259H186V261H189V263H186V264H190V263H192L193 262V264H194V262H196L197 263V259H193L191 262H190V260H189ZM237 258V259H236ZM201 259H204L205 260V262L207 261V263H205L204 262V260H202L201 261ZM237 261H236V260ZM184 260H185V258H184ZM184 260H182L183 261V263L185 264V261ZM251 260V261H250ZM256 260V261H255ZM239 261V262H240ZM254 261H255V263H254ZM263 262H264V260H263ZM111 263V264H112ZM182 263V264H183ZM195 263V264H196ZM262 263V262H261ZM239 264V263H238ZM264 264V263H263Z\"/></svg>",
  "mask_w": 264,
  "mask_h": 264
}]
</instances>
